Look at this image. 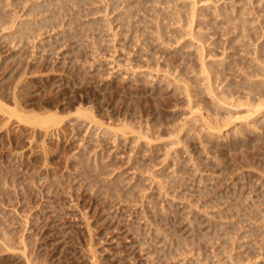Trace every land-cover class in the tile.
<instances>
[{
  "label": "rangeland",
  "instance_id": "obj_1",
  "mask_svg": "<svg viewBox=\"0 0 264 264\" xmlns=\"http://www.w3.org/2000/svg\"><path fill=\"white\" fill-rule=\"evenodd\" d=\"M19 1H17V0L11 1L10 0L9 3H10V5H12L13 8L10 6H9L10 7L9 8L8 4H7V9L5 11H7L9 14V11H8V9H9L11 13H12V11L14 13L15 6H16L17 2L19 4ZM23 1L25 2L27 0H23ZM31 1H33L36 4L41 3V0H39V1L37 0V2H36V0L35 1L29 0V1L25 2L27 4L24 3V6H23V4L21 5V3H20L17 6L16 10H19L18 11L19 13H21V10L22 11L24 10V11L21 13V15L17 14L18 12L15 11V14L13 15V17L19 16L22 18V20H19L16 17V20L18 19L16 23H19L21 21L23 22V19L25 21V19L27 18L25 14H27L28 11L24 8L29 9V7L31 5H34L33 2H31ZM82 1H80V2H82ZM84 1H85L84 3L79 2L80 6H78V8L81 7L79 10L77 9L76 6H75L76 9H75L74 5H72V6H70V9H68V10H70L71 13L68 12V10H67L65 12H67L68 14H66L65 12H64L65 15L62 14L63 19H65V20L67 19L66 23H63V24L61 23V25H63V27L60 28V26H61L60 25L58 27V29L57 28L55 29L56 31L53 30V32H52L53 34H51V32H50L51 30H49V29L47 32L45 31L46 33L43 35V37H45V38H42V39H44L46 41H50V39H48V36H49V38H50V36H52L53 38H51V41H53L54 36H56L55 37L56 41L59 38V39H61V43H60V40L57 41V43H55V40H54L53 43H55V44H52V42L51 43L49 42V44L53 45L52 46V45H49L48 42H46V41H45V44L43 43L44 41L43 42L39 41L38 39H40V38H38L37 40L31 39L30 44H29V41L26 40L27 43L25 45H24V43H25L24 41H22L21 43L17 41V43L19 45L15 42V44H16L15 46L19 50V51L17 50L20 53L19 54L15 51L16 49H13L12 47L10 49V46L8 43L4 44V41L2 43V40H0V44H1L0 51H1V55H3V57L1 56L2 58H0V60H1L0 61V69H1V71H0V86L6 88L8 83L12 82L11 77L16 76L18 71L21 69V63L23 62L25 65L28 64L27 65L28 71H29V68H32L30 72H32V73L34 72L33 75H35V77H34L31 73L30 75L32 77L29 76V74L27 76L28 81H29V78H32V80H35L34 81L35 83L33 82L34 86L30 89V91L32 90V93L30 92L31 93V95H30V99H31L30 101L31 102L33 101L34 103L51 104V105L55 104L60 110H62V109L65 110V111L62 110V116H66L68 112L70 113L71 111L76 110L75 108L77 106H80L79 104L81 103V101H84V104L86 106H88V107L94 106L93 108L96 111V113L98 114V118L101 119L102 121H104V125H102L103 128H106L108 125L117 126L118 123L120 122L119 121L120 117L122 118L121 120H124L126 118V119H129L128 121H130V122H132L133 118H135V120H140V118L144 119V120H146V119L148 120L150 118L149 119L150 123H151V125H153L152 129L154 127L157 129V126H160V128L158 127L159 130H156V129L155 130L159 131L160 133L162 132L161 134H163V135L155 134L153 140H157V142L155 141L156 144L152 141L153 143L148 145L146 142H144V141L142 142V140H140L138 142L139 143L138 144L137 141H132V139H134V137H133L134 135L131 136V134L130 135L128 134L127 137H130V139L129 138L126 139L122 136L121 137L124 140L121 137H119L121 139L118 138V140L113 139L112 136L106 135L103 133V132H105V129H102L101 126H99L100 127V130H99L98 126H96V125L89 126L90 124L88 125V123L87 124L85 123L84 126L80 129V131L72 128L73 129V132H72V129H70V128H71L72 124H74V123L71 122L70 124H68L69 126H67L66 128L61 127V128H58L57 130H54L53 133H50V135L51 134L54 135V132L56 131L55 135L54 136L52 135L53 137L50 135H44L45 138L43 139L44 140L43 141V140H41V138H43L42 137L43 131L42 130L39 131V129H37L36 131H33V130L29 129V127H28L29 124L27 125V123H26V125H27L26 126L22 122L18 123L19 121L17 122V120L15 119L12 122H10L12 127L14 126L13 129L11 128L9 123H8V126H4V125L0 124L1 126H3V127H0V129H1V132H0V187H2V188H0V226H2L0 228H3V226H4L3 230L6 232L3 235L4 231H2V229H0L1 230L0 233H2L1 235L5 236V237L7 234H9V235H7L9 237H6V238L8 239V241H10V242H8L7 239L3 238V236L2 237L0 236V241L1 240L3 241L4 239L7 241V242H4L5 244L1 241L3 244H0V246L2 245L1 246L2 248H0V264H28L27 261H30V259H32V261H30L29 264H33L35 262V260L38 258H39L38 259L39 261L36 262L38 264H40V262H41V264H44V263L45 264H52L51 262H53V264H206V263L207 264H222L223 262H224V264L225 263L228 264V261L230 258H233V261H235L234 258H237V256H239V257L243 256L244 258H245V256H248V257L250 256L249 259L247 257L246 260H244L243 257H240L239 262H242V259L245 261V262L243 261L241 264H264V239L261 236L264 234V184H263L264 178L261 177V175L264 176V172L262 170V168H264V165L261 162V160H263V162H264V158L260 157V156H262V154L264 156V151H263L264 150V148H263L264 147V140H263V143H261L262 142L261 140L264 138V136H263L264 134L262 135L263 137L260 136V138H259L257 136L258 134H255V133H256V131H257V133H260V131H261V134H262V132H263L262 128H261V130L260 129L255 130V128H253L255 125L254 124L253 126L250 127L252 129H250L249 126H246L247 124H244V121L243 122H242V120L240 121V117L245 118L249 115H252L253 118H259L263 115H259L258 113L252 114V112H248L247 111L248 107H246V106H241L239 108L233 107V106H231V102L228 101V104L225 105V109L222 110L221 112L224 113V115L226 117L228 116L229 121H231V124L234 125V123H235L233 130L236 132L234 133V131H232L233 125L230 124V126L229 125L226 126L225 127L226 130H229L226 133L228 134L230 132L229 135L227 136V134H226V136H224L222 138L215 137L210 141L207 140L206 143L208 144V147H209V148L207 147V150L210 151V152H207V150L203 149L207 145H204L206 143H203V145L201 144L202 139L200 140V138H199L200 135L197 132V131H200V127H199L200 125L199 124L201 122H199V121L197 123L195 121L193 122V124L195 123L196 127L199 128L198 129L195 127L198 130H195L194 126H192L193 127V130H192L191 129L192 127L190 126L192 124L187 122L190 120V113H189L190 112V103H188V105H187V102H189V100H187L189 98H187L188 96H186L187 92L184 91L185 93H183V92H180V90L177 89L178 90L177 91L175 89L176 88L175 86L182 85L183 84L182 82H184V84H185V81L181 82L182 79L185 80V77L183 78L182 77L183 75L180 76L179 74L182 73L181 71H183V69L184 70H185V68L187 69V66L190 63V61L192 62V65L194 67L199 68V65L204 63L203 59L206 63L211 62V64L208 63L209 67L215 66L217 63H219L217 65H221L220 63L223 64L224 61L226 64L227 62L229 63L232 60L233 57H231V56H233V54H231L230 56H229V54L237 52L235 47H238V44H235V42L232 44L233 39L236 36L237 32L234 28H230V25L222 24L223 23L222 16H217V14L214 15L213 11H216L214 9H216L217 7L223 6L224 3L227 6L235 5L236 7L240 8L241 6L244 5V2H239L240 0H226V1L225 0H215L216 2L218 1L217 3H215V1H213V0H210L207 2H205L203 0L202 2H200V4L198 5V9L199 8L200 9L197 12L198 16L195 18L193 29L195 28V33L199 32L198 34L203 33V34H206V36L208 35L207 39H206L207 41L205 43V47L207 49H210V51L207 50V52L205 53L206 49L202 52L201 47H198V46H201V43L197 40V37L195 39H193L191 37V35L188 34L191 30L190 25H187V24L184 25L183 22H182V24L181 23H170L168 21V18H166L164 20L166 15L162 16V11L168 12L172 16H174L178 12H184L185 8H182V6L187 5V4H188L187 6H189V3H191L190 6H193L192 2L195 0H162V1L159 0L160 4H157V8L155 7V9H156L155 11H157V12L159 11L158 14H156L157 12L154 11V3H155L154 0H153V2H154L153 5H152L151 0H148V1L147 0H141L143 4L139 3L140 0L139 1L137 0L138 3L141 4V5L138 4V6H140V10L141 9L142 10L137 14L136 19L135 18L132 19L133 22L131 21L130 25H133V26H131L130 29L128 28L129 24L128 25L126 24L127 27H126V25L121 26L122 25L121 19L117 20L118 17H116L119 12L124 11L122 8L123 5L120 8H118V10L117 9L113 10L112 9L113 6H112V4H110V3H112V1H109V0H95L94 4H91L92 0H87V1L84 0ZM133 1L135 2L136 0H133ZM155 1H157V0H155ZM4 2L6 4L7 0ZM11 2H12V4H11ZM28 2H29V4H28ZM93 2H94V0H93ZM128 2L129 1L127 0L126 3H128ZM253 2H254V0H247V6H246L247 8L245 11L247 13L245 16V17H247V19H251L253 17H256V15H257V14L255 15L254 12L256 10H258L259 8ZM2 4L5 8V4L4 3H2ZM82 4H83V6L87 5V8L83 7V10H82L84 12V14H82L83 17H81V15H80L81 9H82ZM25 5H28V6H25ZM72 7H74V9ZM149 7H151V12H152V7H153V12H155L154 14L152 12L151 16H152V14L155 17H156V15H160V16L158 18L156 17L157 19L154 18L153 16L149 17V18L146 17V20L150 21L151 19L154 18V20L159 22L164 29L166 27L165 25L168 24V27L165 30L167 31L169 28L170 33L168 34V37L174 41L171 40V42H170L169 38H167V36H165V35H164V37H161V38H163V40H165L164 42L162 39H159L160 38L159 36H158V39L156 40L157 35L155 36V34H156L157 30H155V28H156L155 23L156 22H154V20H151V22L153 21V23H154L153 25H155V28H153V30L155 31L154 36L156 38L153 37L152 32H154V31L150 30V33H152V37H153V38H151L152 42L149 41V42H147V46H144L141 43V41L144 42L143 40H145V38H147V37H144V39H143L142 35H140V36H142L143 40L141 39V41L139 42L137 38L138 37L140 38V36H139L140 31H138L139 33H137L138 34V37H136L137 40L134 38L133 33L136 32L135 29L137 30L136 24L139 23L138 22V23L134 24V22L138 21V19H143V18L145 19V17H143V18H141V17L146 16L147 14H148L147 16H150V14H149L150 12H148V10L150 9ZM209 7H211L212 9H210ZM208 8H209V10H208ZM254 8L256 10L253 12ZM84 9L85 10L88 9L89 11H90V9H94V11L96 10V12L93 13V10H91V14L89 15L90 12L87 11L89 13L85 14ZM204 10L206 11L207 15H206V13H204L205 12ZM72 12L73 13L76 12V13H74L75 15L73 14V16L76 17L77 13L79 14V16L74 18L72 16ZM133 12H134V10H133ZM189 12L191 13L192 10H189ZM203 13H204V16H203ZM49 14L51 15L50 11H49L48 15ZM10 15L12 16V14H10ZM45 15H47V14H45ZM67 15H68V18L66 17ZM85 15H86V17H85ZM70 16L72 17V19H75L74 21L73 20L72 21L73 22L76 21V22L70 23L68 25L69 22H67V21L71 20V19H69ZM77 18H81L82 22H80V19H77ZM82 18H84L83 20H85L84 21L85 23H83ZM99 19H100V21H98ZM28 20H29V16L26 19V21H28ZM90 20H91V22L92 21L100 22V24H102V26L104 24V26L102 27L100 25L101 30L99 28V31H98L96 28L97 31L95 29L93 31L92 29H90V26H89V23L91 24V22H88V24L86 22V21H90ZM63 22H64V20H63ZM92 23H94V22H92ZM140 23H142V22H140ZM140 23H139L140 27H143L144 25H142ZM9 24L12 27V24L11 23H9ZM83 24L84 25L86 24V26L89 27L88 29L94 32L93 34L95 36L92 34L91 31H89V35H85L86 32L88 34V31H87V29L86 30L84 29L85 26ZM255 24L259 27V23L256 22ZM74 25L75 26L77 25L79 30L82 31V33L78 30L77 27H75V28L78 31L74 28L72 29V27ZM92 25L94 27V24H92ZM183 25H184V28L182 27V29H183V32H185V33L182 35L180 33L181 31H179L181 29H179V28H181V26H183ZM7 26L9 27L8 24H7ZM7 26H5L4 29H6V28L8 29ZM70 26H72L71 27L72 30L69 29ZM0 27L2 28L3 26H0ZM11 27L9 29L10 31L9 30L7 31V29H6L5 32H4L3 28H2L3 31L0 28V33L3 32L4 35L6 34L8 36V34L11 32ZM81 28L84 29L85 31L81 30ZM13 29H14V27H12V30ZM64 29L68 30L70 33L72 32V35H70L69 32L64 30ZM177 29H179V30H177ZM63 30L66 32L62 34ZM73 30H74V33H73ZM177 31H179L180 36H179V33ZM58 32H59V34H58ZM3 33L0 34V35H2L0 37V39L2 37H4L5 40L8 41V39H6L7 38L6 35L3 36ZM54 33H55V35H54ZM78 33H79V35L76 36ZM47 34H48V36H46ZM65 34H66V36L64 37L63 35H65ZM68 34H69V36H68ZM91 34H92V36H90ZM177 34H178V36H177ZM58 35H59V37H58ZM74 35H75V38L77 39V40L76 39L75 40L78 43H76L75 40L72 39V37L74 38ZM169 35L174 36V37L172 38ZM61 37H63V38H61ZM77 37H79V38H77ZM65 39H67V40H65ZM95 39H99V41H98L99 44L96 43L97 45L96 44L94 45V42L96 41ZM166 39H168L169 42H167ZM63 40H65V41H63ZM78 40H80V41H78ZM32 41H35L37 44L39 43L38 46L34 45V47H32L33 44H36V43H33ZM31 42H32V44H31ZM21 44L24 46V49H23V46ZM42 44L43 45L47 44L49 46L50 50L48 48H46L47 50H45V51H47L46 52L47 54H45V52H43V55H41ZM152 44H153V46H152ZM13 45H14V43L11 46H13ZM248 45L249 46H247V49L249 51L250 50L252 51L254 49L253 47H255L252 44H248ZM15 46H14V48H15ZM36 46H37V51L35 49ZM60 46H61V48H59ZM19 47L23 50L21 51ZM29 47H30V51H29L30 55H28V52H27V49H29ZM229 47H231V48H229ZM232 47H233V50H232ZM31 48L32 49L34 48L33 51H31ZM38 48L39 49L41 48L40 51H38ZM52 48H53V50H56V51H54V53L50 52V51H53ZM57 48H59V49H57ZM153 48H156V50ZM180 49H181L180 53H177V51L179 52ZM226 49H227V51H226ZM234 49H235V51H234ZM34 50H35V52H34ZM48 50H49V52H48ZM153 50H155V51H153ZM73 51H75V52H73ZM77 51H78V53H77ZM251 51L249 53L247 51L242 52V54L244 53L243 54L244 56L241 54V55H239V58H243L245 60H248L247 57H249V59H251L252 54H253ZM37 52H38L37 57H38V55L39 56L41 55L43 58L42 57L36 58L34 53H37ZM32 53L34 54V56L37 60L40 59L39 60L40 62L37 60H34L35 58H34V56H32ZM195 53H197V55H194ZM227 53H229V54H227ZM247 53L251 54V56L250 55L246 56L245 54H247ZM11 54H13V55H11ZM15 54H17V55L15 56ZM166 54H167V57H169V58H167V60L165 58ZM182 54H184V55L188 54L187 55L188 57L183 55V57H184L183 58ZM168 55H170V56H168ZM179 55H180V57H179ZM226 55H228L230 58H228V56H226ZM11 56L12 57L15 56V57H13V59H12ZM205 56L207 57L206 59H205ZM24 57L25 58L27 57V58L25 59ZM44 57H46V58H44ZM180 58L182 60L183 59L184 60L180 61ZM201 58H203L202 59L203 63L200 61ZM234 58L233 59L236 60L238 58V55ZM253 58H254V56H253ZM19 59H21V60L19 61ZM30 59L32 60V62ZM44 59H45V61H44ZM185 59H186V61H185ZM225 59H227L228 61ZM27 60H29L30 62H28ZM148 60H150L151 63ZM18 61H19V63H18ZM71 61L72 62L74 61L73 65H72ZM163 61H165V62H163ZM171 61L173 63L174 62H176V63H174V64L172 63V65H171ZM177 61L179 62L178 65H177V63H178ZM193 61H195V62H193ZM220 61H222V62H220ZM35 62L36 63L38 62V63L36 64ZM43 62H44V65H43ZM168 62L170 65L168 64ZM182 62H184V63H182ZM196 62H198V63L200 62V64H198ZM212 62H214V63L216 62L215 65H213L214 63H212ZM4 63H5V65H4ZM16 63L20 64V65H17ZM180 64H182V65H180ZM183 64L185 66H183ZM15 65H17V66H15ZM167 66L169 67L168 68L169 70L166 69ZM175 66H176V68H178L179 73L176 72L177 69L175 68ZM53 67H54V70H53ZM82 67H84L85 69L84 68L81 69ZM170 67H171V69H170ZM191 67L192 66L190 63V65L188 67L189 69H187L188 71L187 70H185V71L187 73V76L189 74H191L190 77H192V75H193V78H194L195 75L198 73H197V71L195 72L194 70L190 69ZM13 68L14 69L17 68V69L14 70ZM175 69H176V71H175ZM180 69H181V71H179ZM170 70H172L173 73H171ZM43 71H45V72H43ZM168 71H170L171 74ZM185 71H184V73H185ZM191 71H193L195 75L193 74V72L191 73ZM37 72H38V75L41 72H43V73L39 75L40 77L38 75H37L38 76L37 77L36 76ZM166 72L170 74L169 75L170 77L167 76L168 74ZM175 72H176V74H178V79L175 78L176 77V74H174ZM200 72H202V71H200ZM77 73H79V74H77ZM81 74H82V78L79 80V76H81ZM204 75H205V73H204ZM144 76L145 77L147 76V77L145 78ZM179 76H180V78H179ZM135 77L138 79V82L135 81V80H137ZM142 77H144V78H142ZM167 77H169L171 80ZM196 77L201 78V77H203V75H201V73H200V75H196ZM77 78H78V80H77ZM82 79H83V81L81 83L80 81ZM129 79L131 82L128 81ZM168 79H169V82H168ZM175 79H176V81L181 79L180 82L178 81L179 84L175 83L176 82ZM40 81H41V83H40ZM165 82L166 83L168 82L169 87L168 86L164 87L166 85ZM183 85L181 86L180 89H183ZM4 88L2 90H4ZM221 89H222V86H220V89H218V90L220 91ZM183 90H181V91H183ZM155 91H156V94H155ZM157 91H159V92H157ZM174 91H177V92H174ZM118 92H119V95H118ZM134 92L136 95L134 94ZM171 92H174V94ZM178 92H179V94H178ZM28 93H29V90L24 92L23 101L26 105L25 109L29 110V94ZM206 93H203L204 95L202 94V98H204V99L200 98L201 96L198 98L195 97V99H199V98L202 99V102H204V104H210V100H212L211 105H212V107H214L215 104H217V100H216V103L214 102V104H213L214 98L211 97L210 94H209L210 96L207 94L209 96L208 97L206 95ZM187 95H188V93H187ZM129 96H130V98H129ZM207 98H208V100L209 99L210 100L208 101ZM211 98H213V99H211ZM99 107H101V109ZM110 109H111V111H110ZM186 109H187V112H185ZM121 111H122V113H121ZM69 113H68V115H69ZM127 113H128V116H127ZM141 113H142V115H140ZM186 113H188V114L186 115ZM185 117H187V118L185 119ZM237 117H239V120H237ZM155 118H156V121H155ZM174 118H175V121L178 122V123H176V122L175 123L178 125L180 124L179 121L181 122V124L183 123L184 126L186 123H187V125L190 124L187 127H188V129L191 130V132L193 131L191 133V136L189 138H187V141H185L187 143H184V145L183 144H173L174 146H172V144L170 145L169 140H167V138L169 139L170 136L167 135L165 132L163 133V131H167V129L169 130L171 127H172L171 129H174L173 127L175 126V129H177V128H180L181 126H183L181 124H180L181 126L179 125L180 127L177 125L173 126L172 124H174V123H172L171 120H174ZM0 119L4 120L2 114H0ZM67 119H68V117H67ZM187 119H189V120H187ZM3 120H0V122L2 123ZM14 121H16L15 125L12 124V123H14ZM237 121H238V123H237L238 127L236 125ZM107 122H108V125H107ZM158 122H160V123H158ZM132 123H135L137 126L136 122H132ZM167 123H168V125L170 124L169 125L170 128L168 127ZM105 124L107 126H105ZM161 124H162V126H161ZM19 126H20V128H19ZM6 127H8V128H6ZM26 127L29 130H31L30 134H29V130ZM87 127L89 128L88 132H91V133L86 132ZM90 127H92V129ZM165 127H167V129ZM241 127L243 130L246 129L245 131L249 135V136L247 135L246 137H249V138H246L244 136L246 134H242L244 131L243 132L241 131L242 133H240V132L237 133ZM5 128L7 130L9 128L10 129L7 131ZM15 128H17L18 130L17 129L15 130ZM25 128L28 130L26 133H28L29 135L25 133V131H26ZM60 129L61 130L63 129V131H60ZM101 129L103 130V132ZM97 130L102 132V133L98 132ZM155 130L153 132H156ZM226 130H224V131H226ZM252 130L253 131L255 130V132L253 133ZM5 131L7 133L9 132L8 135ZM194 131H196V132H194ZM10 132H12V134ZM14 132H18V133H14ZM33 132L34 133L36 132V133L34 134ZM66 132H67V134H66ZM83 133L86 135L84 136ZM96 133H98V134L100 133V134L99 135L97 134L98 136H95ZM195 133H196V136H194L192 138V136L195 135ZM251 133H253V134L250 135ZM87 134H88V136H87ZM164 134L167 135L168 137H164ZM16 135L18 138L15 137ZM30 135L35 136V138H37V141L35 138H33V140H34L33 141L32 140L33 136L31 137ZM73 135L75 136V138H73L74 137ZM92 135L95 137H93ZM105 135H106L107 139L105 138ZM197 135H199V136H197ZM236 135H238V136H236ZM28 136H30V138H31V139L29 138L30 141H33L34 143L33 142L31 143L27 139ZM46 136H47V138H46ZM57 136L60 137V138L58 137L59 140L56 138ZM235 136H236V139H235ZM250 136H252L253 139ZM97 137H98V139H96ZM102 137H104V139ZM131 137H133V138H131ZM163 137L165 138V140H167L166 142L162 139ZM261 137H262V139H261ZM8 138H11V139H9V141H8ZM66 138H67V140H66ZM76 138H78V140ZM80 138H82V139H80ZM92 138H94V139H92ZM158 138H159V141H158ZM190 138H191V140H195V141L191 142ZM238 138H240L241 141ZM250 138L252 139L251 141L253 142L254 145H255V143L258 144V142H259L258 139L261 141V142H259L260 144H258L259 148L257 147V149H260L259 151L256 149V145L254 148L251 147L253 150L251 148H249V146H254L251 144ZM83 139H85V140H83ZM102 139H103V141L105 140L104 141L105 143L104 142L102 143ZM244 139L246 141H248V139H249L250 142L245 143ZM10 140H12V141H10ZM108 140H109V143H108ZM113 140H114V142H113ZM253 140L254 141L256 140L257 142L256 141L254 142ZM35 141H36V143H35ZM95 141L98 142L99 144L100 143L101 144L99 145L97 143L95 145ZM127 141H129V142L131 141L130 146H129V142H127ZM29 142L32 144V147H34V148L31 147V144L29 146ZM40 142H43V143L45 142L44 144L45 145L47 144L48 147H49V145L50 146L52 145V146L49 148L47 146H44V148L46 147L47 150H43L44 149L43 148L42 149L43 152H42ZM57 142L59 144H57ZM89 142H91V143H89ZM92 142H93V144H92ZM132 142H133V145H132ZM241 142L245 143V144H243L244 146L242 145ZM83 143H85V145ZM87 143H89V146ZM113 143H115V144H113ZM118 143H120V144H118ZM140 143H142L144 148L142 147V145H140ZM143 143L146 144V149H145V145ZM161 143H163V144H161ZM9 144L11 147L9 146ZM78 144H81V146L83 145L84 148L86 147V150L84 148H82L83 146L82 147L78 146ZM134 144L135 145L137 144L136 147ZM159 144H160V146H159ZM186 144H188V145H186ZM262 144H263V146L261 147L260 145H262ZM36 145H38V146L40 145V146L38 147ZM116 145H117V147H115ZM150 145H151V148H150ZM167 145H169L173 149L168 147ZM56 146L58 148H56ZM118 146H120L121 149ZM124 146H126V147H124ZM152 146H154V147H152ZM175 146L179 147V148H177V150H176ZM189 146H191V147H189ZM240 146L241 147L243 146V147L241 148ZM37 147L40 149V150L38 149V151L40 153L38 151H36ZM98 147L101 151L104 150L106 152L104 153V151L103 152L98 151L99 150ZM132 147L135 148L136 151H134V149L132 150ZM147 147L149 148L148 150H147ZM29 148H32V149H29ZM10 149H11V151H10ZM53 149H54V151H53ZM143 149H145L147 151L143 152L144 151ZM233 149L236 151H234ZM12 150H13V152H12ZM128 150L131 152H129ZM189 150L192 151V153ZM246 150H248L250 152H247ZM31 151H33V152L31 153ZM47 151H49L50 153H48ZM74 151L76 152L77 156L74 154L75 153ZM92 151L95 153H93ZM256 151H257V153H256ZM77 152L80 155H82V154L86 155V153H87V157L89 160H84L81 162V160H80L81 156L78 155ZM180 152H181V154H180ZM260 152H262V153H260ZM47 153H48V155H47ZM71 153H72V155H71ZM96 153H97V155H95ZM109 153H111V154H109ZM136 153L138 155H135ZM170 153H173V154H170ZM43 154L46 155V157L47 156L49 157V158L47 157L48 159H46V158L45 159L47 161V164H48V162H51V163H49V165L52 164V166L50 165L49 167H52V168H49L48 166H46L44 168V166H45L44 164H46V162L45 163L43 162V159H44ZM93 154L95 156L100 155L99 158L97 157L99 160H101L100 164L98 162L99 160H96L97 158ZM112 154L114 157L111 156ZM175 154H176V157H174ZM177 154H178V157H177ZM29 155H30V157H29ZM101 155L104 156L105 160L104 159L102 160ZM168 155H169V157H168ZM170 155H172V156H170ZM191 155H193L194 157ZM73 156H75V157H73ZM89 156L91 157V159ZM105 156L110 160L106 159ZM139 156L142 159H140ZM219 156H220V158H219ZM170 157L171 158L173 157V159H170ZM215 157H217L221 161H219L218 159H215ZM9 158L11 161L9 160ZM94 158H96V159H94ZM174 158L175 159L178 158V159H176V161H174ZM189 158H190V160H189ZM207 158H210V159H207ZM239 158H241L242 160ZM93 160H96V161H93ZM135 160L137 161V163L135 162ZM140 160H142V162H139ZM191 160H192V162H191ZM202 160H203V162H202ZM209 160H210V162H208ZM235 160H237V161L235 162ZM243 160L246 161V163L248 165ZM89 161L91 162V164ZM104 161L105 162L107 161V162L105 163ZM254 161L257 163L256 167H255L256 163ZM77 162L80 163L81 165L80 164L78 165ZM108 162H110V164H108L109 166L107 165ZM133 162H135L136 165ZM175 162H177V164H175ZM242 162H244V164ZM73 163H75V164H73ZM139 163L142 164V166H141L142 169H139L140 168L139 166L141 165V164L139 165ZM249 163H250V165H249ZM258 163H262V164H260L258 166ZM14 164H15V166H14ZM98 164L100 166L103 165V166H101L102 168ZM111 164H113V165L111 166ZM174 164H175V166H174ZM196 164H198V165H196ZM238 164H240V165L238 166ZM41 165H44V166L42 167ZM74 165H76L77 167ZM96 165H98V166H96ZM137 165H139V166H137ZM261 165H263V167H261ZM72 166H74V167H72ZM195 166H196V168H195ZM241 166L242 167L244 166V168L249 166L245 169L243 168L244 171L248 172L247 175L244 174L246 172H244V171L241 172L242 171V169H240V168H242ZM91 167H92V170H91ZM104 167H105V169H104ZM235 167H236V169H239V170H236V169L233 170ZM250 167L260 169V170L254 169L255 172L258 171V172H256L257 175L261 172V170L263 173L262 174L260 173L259 174L260 176L257 177V175H255V172L253 171V168L251 169ZM258 167H260V168H258ZM74 168L79 169V170H76ZM96 168L100 169L101 171L97 170ZM30 170H31V172H30ZM75 170H76V173L74 172ZM105 170H106L107 174L105 173ZM176 170L179 172L176 174L182 175V176L180 175L182 179H180L178 181H175V179L172 178L174 176L179 177L176 174L174 176H172ZM250 170H251V172H250ZM32 171H34V172H32ZM36 171H37V173H36ZM47 171H48V173H47ZM84 171H85V173H84ZM80 172H82V174ZM87 172H89V173H87ZM94 172L96 174H94ZM97 172H99V174H97ZM108 173H110V174H108ZM60 174H61V178L63 180H61ZM11 175H13V176H11ZM37 175H39V176H37ZM101 175H103L102 178H101ZM105 175L106 176L110 175V177L108 176L105 178ZM119 175H120V177H118ZM6 176H8V177H6ZM57 176H59V177H57ZM42 177H44V178H42ZM46 177H47V179H46ZM65 177H66V180H65ZM87 177H89V180L91 182H94V183L90 184L91 182L90 181H89L90 183L88 182ZM56 178H58V179H56ZM121 178L124 179L125 182ZM257 178H260V179L258 180ZM44 179H45V181H44ZM169 179H171V180L169 181ZM172 179H174V181ZM261 179L263 180V182L260 181ZM102 180H104L105 182ZM116 180H119L118 183H116L117 182ZM203 180H204V182H203ZM16 181H18V183ZM36 181L37 182L41 181V183L38 182L39 183L38 184ZM112 181H113V183L115 182L113 185H115V186L117 185L116 187L119 189V191H118V189H116V187L115 188L113 187ZM160 181H163V182H160ZM233 181H235L236 183ZM14 182H16V184ZM43 182H45L44 186H43ZM122 182L125 183V186H122V185H124V183H122ZM171 182L173 184H171ZM179 183L181 185L182 184L183 185L181 186ZM233 183H234V185H233ZM136 184H139V185L137 186ZM235 184H237V187L235 186ZM260 184H263V190H262V186ZM49 185H52V186L50 187ZM79 185H80V187H79ZM96 185H98L99 189ZM133 185H134V188H136V190L139 189V191H134L135 189L134 188H133L134 190L132 189ZM176 185H180V187L179 186L176 187ZM91 186L93 188L96 187L97 189L92 190L93 188ZM259 186L261 188H259ZM45 187H46V189H44ZM89 187L91 188V190L88 189ZM175 188H177V189H175ZM205 188H208V189L205 190ZM199 189H200V192H199ZM40 190H42V192ZM88 190H90V191H88ZM230 190H232V192ZM105 191H106V193H105ZM120 191L122 193H120ZM126 191H128V192H126ZM129 191L130 192L132 191L134 193H139L140 196L136 194L138 197L137 198L135 194H132L131 197H133V198H131L130 197L131 193ZM226 191H228V192H226ZM107 192L110 193V196H108L109 194H107ZM117 192H119L120 195ZM209 192H210V194H209ZM102 193H103V195H102ZM112 193H115V194H112ZM207 193L209 196H207ZM211 193H213V194H211ZM229 193L232 195V197L238 196L237 198H239L240 201L242 200L241 201L242 206L240 207V205H241V203H240V204H238L239 205L238 207H240L241 209L243 208V209L241 210L239 208L240 211L237 212L236 211V210H238L237 209L238 207H237L236 210H234V212H233V215H234L233 218H231L232 212L231 213H229V212L225 213V214H227V217L223 216V213L226 212V211H224V209L226 210V208L228 207L227 210L230 208V211H232L231 209L232 208L234 209V207L231 203L234 204L237 200L235 197H233V198L230 197L231 195ZM116 194L118 196H116ZM198 194H203V195H198ZM204 194H205V196H204ZM215 194L217 197H218L217 194H220L219 196L222 195L224 197V200H222V201H224L227 204V206L225 205L224 202H222L220 200L221 198L220 199H219V197L216 198ZM225 194H228L229 196L225 195ZM233 194H235V195H233ZM238 194H240V196ZM126 195H129V196H126ZM133 195H135L136 198ZM142 195H143V197L141 198ZM111 196H112V198H111ZM120 196H122V197H120ZM184 196L186 197V199H188L189 202H197L196 204L199 207L193 203H191V204L197 206L198 209H195L194 208L195 206H193V205H192L193 206L192 207L191 204L189 205L188 204L189 202L186 201ZM199 196H201V199L199 198ZM226 196H228L229 200H225V198H227ZM114 197H116V198H114ZM223 197H222V199H223ZM183 198L185 199V201H183L184 200ZM197 198H199V200ZM209 198H212L211 200H214L216 198L215 201H216L217 207L215 206L216 204H214L215 202H213V201H212L213 205L211 206L212 208L206 207L208 202L211 201ZM133 199H135V200H133ZM218 199H219V202L217 201ZM233 199L235 202L232 201ZM193 200H195V201H193ZM198 201H200V203H202L203 206ZM227 201H229V202H227ZM203 202L206 205H204ZM212 202H210V203L212 204ZM253 202H257V203L260 202L261 204L260 203H259L260 205L257 204V205H259V207L258 206L254 207L255 208V210H254L253 207L251 206V204ZM222 203H224V205ZM237 203H239V201ZM218 204H220L221 206ZM229 204H231L232 206L231 205L229 206ZM184 205L186 206V208L184 207ZM213 206H215V207H213ZM141 207H143L145 213H147L146 216H148V218L151 219V220H149V219L148 220L151 222H149L147 220V218H144L146 216H144L145 213H144L143 209H141ZM188 207L193 208V209L190 208L192 212L190 211V209L188 210ZM245 207H246V212L244 211ZM248 207L253 209L252 212L248 211L250 209ZM141 212H143L144 215H142ZM244 214L246 216H244ZM222 216H223V218H222ZM154 218L157 220V222L154 220ZM194 218H196V219H194ZM145 219L149 223H147L145 221ZM190 220H191V222L193 221L192 224H191ZM238 221H240V223H238ZM88 223L90 224L91 229L88 228ZM151 223H154V224H151ZM237 223L240 224V229H238L236 227L238 230H236V228L234 227ZM156 224H157V227L160 225L161 229H160V226L157 228ZM225 224L230 225V227L228 226L230 229H228V227ZM232 224L234 226H232ZM219 226H223V228L217 229ZM231 226L233 228H235L234 231H236V232L231 230V229H233V228H231ZM237 226H239V225H237ZM5 227H6V229H5ZM225 227H226V229H228L227 232L229 231V233H230V230L232 231V233H233L231 235L232 238L238 237V238H236L238 240L235 243H233V244H235L234 246H232L233 248H228L229 250H231V256L232 257H230V258L228 257L230 255V251H229V254L228 253L224 254V252H223L224 248L221 250L222 252L221 251L216 252V254L219 253L218 255H220V256H221V253H223L224 257L228 254V256L226 257V258H229V259H227L228 260L227 262H225L226 260L225 261L223 260L222 256L216 257V254H215V251L221 247L220 243H223V238L221 237L222 235H220V234L224 233L226 236V232L223 231ZM155 228L160 229V231L164 228L165 229L162 230L163 232L159 233L158 232L159 230H157ZM88 229L92 230L91 231L92 233H89L90 231H88ZM154 229L157 230L156 232H158L159 234H164L165 236L160 235V237H159V235L158 236L155 235L156 232L154 231ZM248 230H250V231L256 230V234H258L259 236L254 233L255 235H252L253 237L249 235L250 238L247 239L246 237L248 236V234H246V233L248 232ZM167 231L168 232L172 231L175 234L173 233L174 234L173 235V234H171L172 232L168 233ZM213 232H215V234H217V236L219 235L221 237L220 241H216V239H215V242H214V239L211 238L212 241H210V238L209 239L206 238L208 235H210V233H213ZM224 234H223V237H224ZM236 234H237V236H236ZM240 234H243V236H246V237H243L242 235L240 236ZM244 234H246V235H244ZM10 235H11V238H10ZM166 235L169 236L170 240H169L168 236H167L168 239L165 238L164 240H162L163 238H161V236L166 237ZM198 235H200V237L203 235V237L205 238L201 241H206V240L210 241V242L206 241L205 243L202 242V246L200 243L198 244V246L199 245L201 246V248L199 247L198 250L201 249V252L203 253V255L201 254V257H199V259L202 261L204 259L203 257L206 258L209 255L208 259H206V260L204 259L202 261L203 263L198 262L197 258H198V256H200V254L198 255L196 252L192 251V250L196 251V249H195V247L194 248L192 247L193 249L190 247V244H189L190 242L184 243V241H183V244L184 245L188 244L189 245L188 247H190L192 249L191 250L190 248H188V250L193 252V254L190 253L189 251L187 254H186L187 251H185V253L183 252L184 251L183 249L186 248V246L185 247L180 246L181 245L180 244L178 247H181V248L183 247L181 250L175 244L177 242L179 243V240L177 241L178 238L181 240H183L182 238H186L185 242H187V240H191V237L196 236V238H197ZM238 235L241 238L243 237L244 239L243 238L241 239ZM23 236H25V237H23ZM151 236H152V240L155 239L152 241V243H154L156 246L154 244L151 246V242H150ZM155 236H156V238H155ZM22 237L26 239V240L23 239V240H25V243L23 242L24 244H26L29 241L27 243L28 245H27L26 250L24 249L26 246L21 243ZM146 238H147V240H146ZM198 238H199V236H198ZM214 238H216V237H214ZM227 238L231 239L230 236L228 237V235H227ZM11 239L14 240L16 244H18L21 241L19 243L20 245L18 244L19 245L18 246L15 243L13 244L12 242H14V241H12ZM160 239L163 243L160 241ZM229 239H228V243H226V244H230ZM33 240H34V242H33ZM145 240L147 241V243L144 242L145 245H143L144 243L142 244L141 242L145 241ZM173 240H174L173 245L175 244L178 251L176 250V248L173 245L172 246L174 247V249L177 252H179V253L181 252V253H180V255L178 253L176 255V252H175V255H173L174 249L171 246L170 249L173 252V254H172L173 257L171 258V256H170L169 259H167L166 257L168 254L166 255V253H168L169 251L166 248L168 245L165 244V242L168 243V241H169L168 244H170V242L171 241L173 242ZM175 240H176V242H175ZM217 240H219V238ZM234 241H235V238H234ZM234 241H231V243ZM250 242L252 243L251 248H249V246H246V245H249L248 243H250ZM218 243L220 244L219 245L220 247L217 248ZM251 243H250V245H251ZM12 244L14 245V247ZM30 244H34L36 246V248H34L35 246L31 245L32 249H34L35 252L34 251L31 252L32 250H30L31 249ZM164 244L167 246H165ZM3 245H6V246H3ZM23 245L25 247H23ZM162 245H164V248L163 249L159 248ZM240 246H243V247H240ZM4 247L5 248L9 247L10 249L6 248L7 250H5ZM227 247H229V245ZM227 247L225 246V248H227ZM13 248H15V249H13ZM19 248L24 249L27 252L21 251V249H19ZM91 248H92V250L94 249L93 252H97V254L95 253L97 256L92 252ZM156 248H159L158 250L160 252H164L162 250H165V249L168 252H166V250H165V252L163 254H161V253L156 254V252L153 250ZM248 249L250 250L251 253L249 251H247ZM89 250L91 251L92 254H94L96 256V260L93 259L94 255L89 253L90 252ZM158 250H157V252H158ZM152 251H154L155 253L154 252L152 253ZM22 252L23 253L25 252V255H27L29 260L27 259V257L25 255L24 256L26 258L22 255L23 254ZM182 252L184 253V255H182L183 254ZM247 252H249V253L247 254ZM34 253H35V255L38 254V257L35 256ZM194 253L197 255H194ZM164 254H165V256H164ZM91 255L93 258H91ZM31 256H32V258H31ZM34 257L35 258L37 257V258L35 259ZM45 257H46V259H45ZM219 257L222 259H219ZM239 257L236 260H239ZM41 258H42V260H41ZM25 259H27V260L25 261ZM43 260H45V261L48 260V261L47 262L44 261V263H43L42 262ZM220 260H221V262H219ZM233 261H231V263H229V264H235L236 263ZM31 262H33V263H31ZM212 262H214V263H212Z\"/></svg>",
  "mask_w": 264,
  "mask_h": 264
},
{
  "label": "bare ground",
  "instance_id": "obj_2",
  "mask_svg": "<svg viewBox=\"0 0 264 264\" xmlns=\"http://www.w3.org/2000/svg\"><path fill=\"white\" fill-rule=\"evenodd\" d=\"M4 1H6V0H0V26H3L2 28H3V30H4V32L6 31V29H4L5 28V26H7V24L9 25V27H8V29H7V31L10 29V27H11V25L9 24V23H11L12 24V27H14V29L12 30V27H11V32L8 34V36L6 35V39H8V41L7 40H5V38L4 37H2L0 40H2V43H3V41H4V44L6 43H8L9 44V46H10V49H11V47L13 48V49H16L15 51L17 52V53H19L18 51V49L16 48V44H15V42L17 43V41L18 42H22V41H24L23 43H24V45L27 43V41L26 40H28L29 41V44H30V40L32 39V40H37L38 38H40V39H38L39 41H44L43 43L45 44V41L46 40H44V39H42V38H45V37H43V35L48 31V29L49 30H51L50 32H51V34H53L52 32H53V30L54 31H56L55 29L57 28L58 29V27L61 25V23L63 24V23H66V20L65 19H63V15H65V13L66 14H68L67 12H65V11H67L68 9H70V6H72V5H74V7L76 6L77 7V9L79 10L80 8H78V6H80V3H84L85 1L83 0H80V1H82V2H80L79 0H41V3H34L33 1H31V2H33V4L34 5H31L30 7H29V9L28 8H24V9H26L28 12H27V14H25L26 15V17L28 18V16H29V20L28 21H26V19H25V21H24V19H23V22L21 21V22H19V23H16L17 22V20L19 19V20H22V18L21 17H19V16H15V17H13V15L15 14V11H19V10H16L17 9V6L21 3V5L23 4V6H24V3L25 2H27V1H29V0H27V1H23V0H17V1H19V4H18V2H17V4H16V6H15V11H14V13H13V11H12V13L10 12V10L8 9V11H9V14H8V12L7 11H5L6 9H7V4H8V7L10 6V7H12V5H10V0L8 1L7 0V2H6V4H5V2ZM12 1V0H11ZM23 1V2H22ZM35 1V0H34ZM39 1V0H38ZM87 1V0H86ZM109 1H112V3H110V4H112V6H113V10L115 9H117L118 10V8H120L122 5H123V10L124 11H121V12H119L118 13V15L116 16V17H118V19L117 20H120L121 19V26H125L126 24L128 25L129 24V26H128V28L130 29V27L131 26H133V25H130L131 24V21L133 22V20L132 19H136L137 18V14L142 10H140V6H138V4L139 3H141V4H143L142 3V1L140 0H138L139 1V3H138V1L136 2H134L133 0L131 1V0H128L129 2L128 3H126L127 2V0H109ZM148 1V0H147ZM152 1V5H153V3H154V11L156 10L155 9V7L157 8V4H160V2H159V0H157V1H155L154 0V2H153V0H151ZM162 1V0H161ZM203 0H195V1H193L192 2V5L193 6H190V4L191 3H189V6H187V5H184V6H182V8H185V11L184 12H178L177 14H175L174 16H172L171 14H169L168 12H164V11H162V16L163 15H166V17L164 18V20L166 19V18H168V21L170 22V23H181L182 24V22L184 23V25H190V32L188 33V34H190L191 35V37L193 38V39H195L196 37H197V40L201 43V46H198V47H201V51L203 52L205 49V53L207 52V50L208 51H210V49H207L206 47H205V43H206V39H207V36H206V34H203V33H200V34H198L199 32H196L195 33V28L193 29V25H194V22H195V18L198 16L197 15V12L199 11V9H198V5L200 4V2H202ZM205 2H207V1H210V0H204ZM213 1H215V0H213ZM226 1V0H225ZM36 2H37V0H36ZM80 2V3H79ZM92 2H93V0H92ZM91 2V4H94L95 3V0H94V2L92 3ZM97 2V1H96ZM218 2V1H217ZM216 1H215V3H217ZM239 2H244V5L243 6H241L240 8H238V7H236L235 5H231V6H227L225 3L223 4V6H219V7H215L216 9H214V10H216V11H213V13H214V15L215 14H217V16H222V18H223V23L222 24H228V25H230V28H234L235 30H236V32H237V34H236V36L234 37V39H233V42H232V44L235 42V44H238V47H235L236 48V51L237 52H235V53H227V54H229V56L231 55V54H233V56H231V57H236L237 55H238V58H239V55H241L242 54V52H250L248 49H247V46H249L248 44H252V45H254L255 47H253L252 49V58L251 59H249V57H247V59L248 60H245V59H243V58H237L236 60H234L233 58H232V60L228 63L227 61V59H225V60H227L226 62V64H225V61L223 62V64L222 63H220L221 65H217V64H219V63H217L216 65H215V63L214 62H212V63H214L213 65H215V66H211V67H209L208 66V63L209 64H211V62H205L204 61V59L203 58H201V62H202V59H203V64H200V62L198 63V62H196V63H198V64H200L199 65V68H197V67H194L193 65H192V62L190 61V63H191V68L190 69H192V70H194L195 72L197 71V73L198 74H196V75H200V73H201V75H203V77H196V75L194 74V72L193 71H191V73L193 72V74L195 75V77L193 78V75H192V77H190V75L191 74H189L188 76H187V73H186V71L185 70H187V69H189L188 67H189V65H190V63L188 64V66H187V69L185 68V70L183 69V71H181V69L179 70V71H181L182 73H180L179 75L180 76H182L183 78L185 77V80H183L182 78V80L181 79H179L178 81L180 82V80H181V82L182 81H185V84H184V82H182L183 84V89H180L181 88V86L182 85H177V86H175L176 88V90L178 89V90H180V92H183V93H185V92H187L188 93V95H187V93H186V96H188L187 98H189V99H187V100H189V102H187V105H188V103H190V120L189 119H187V120H189V121H187V122H189L190 124H192V125H190V124H188V125H190L191 127L192 126H194V128L196 127V124L194 123L193 124V122L195 121L196 123L199 121V122H201L199 125V127H200V131H197L198 133H199V135H197V136H199V138H200V140L202 139V142H201V144L203 145V143H206V141L207 140H212L213 138H215V137H220V138H222V137H224V136H226V132H228L229 130H226V126H230V124H231V121H229V118H228V116L226 117L225 115H224V113H222L221 111L222 110H224L225 109V105H227L228 104V101L229 102H231V106H233V107H241V106H246V107H248V112H252V114H255V113H258L259 115H263V116H261V117H259V118H253L252 117V115H249V116H247V117H245V118H241L240 117V121L242 120V122L244 121V124H247L246 126H249V128L251 127V126H253L254 124V127L253 128H255V130H261V128H262V134H261V131H260V133H257V131H256V133L255 134H258L257 136L260 138V136H262L263 134H264V0H254V4H256L257 6H258V10H256L255 8L253 9V12H254V14L256 15V17H253V18H251V19H247V17H245L246 16V6H247V0H240ZM2 3H4L5 4V8H4V6H3V4ZM88 3V2H87ZM90 3V2H89ZM148 3V2H147ZM11 4H12V2H11ZM25 4H27V3H25ZM28 4H29V2H28ZM141 4H139V5H141ZM14 6V5H13ZM25 6H28V5H25ZM92 6V5H91ZM111 6V7H112ZM9 7V8H10ZM74 7H72L73 9H74ZM76 7H75V9H76ZM83 7H85V8H87V5L85 6H83V4H82V9H81V13H80V15H81V17H83L82 16V14H84V12L82 11L83 10ZM137 7V8H136ZM191 7V8H190ZM13 8V7H12ZM22 8V7H21ZM20 8V9H21ZM146 8V7H145ZM150 8V9H149ZM148 9V12H150L149 14H150V16H142L141 18H143V17H145V19L143 18V19H138V21H136V22H134V24L135 23H140V22H142V23H140V24H142V25H144L143 27H140V25H139V23L138 24H136L137 25V30L135 29V33H133V35H134V38L136 39V37H138V34L137 33H139L138 31H140V34H139V36L140 35H142L143 36V39H144V37H147V38H145V40H143L142 39V36H140V38L138 37L137 39H138V41L140 42L141 41V39L144 41V42H142L141 41V43L144 45V46H147V42H152L151 40V38H156V40L158 39V36L160 37L159 39H162L163 40V38H161V37H164V35L165 36H167V38H169L168 37V34L170 33V30H169V28H168V30L166 31L165 29L168 27V24H166L165 26V29L162 27V25L159 23V22H157V21H155L154 20V18H158L160 15H156V17L155 16H153V14L155 13V12H157V11H155V12H153V7H152V12H153V14H152V16L154 17L153 19H151V20H154V22H156L155 23V25H156V28H155V25H153L154 23H153V21L151 22V20L149 21V20H146V17H152L151 16V7H149ZM190 8V9H189ZM210 9H212L211 7H209ZM209 8H208V10H209ZM136 9V10H135ZM85 10V9H84ZM91 10H93V13L94 12H96V10L94 11V9H90V11L88 10V9H86L85 10V14L86 13H89V15L91 14ZM133 10H134V12H133ZM189 10H192V12L190 13L189 12ZM206 10V9H205ZM204 10V11H205ZM207 10V11H208ZM24 11V10H23ZM22 10H21V13L23 12ZM49 11H50V13H51V15L49 14L48 15V13H49ZM77 11V10H76ZM87 11H89V12H87ZM183 11V10H182ZM211 11V10H210ZM16 12V13H17ZM65 12V13H64ZM68 12H70V10H68ZM83 12V13H82ZM21 13H17V14H19V15H21ZM26 13V12H25ZM71 13V12H70ZM74 13H76V12H74ZM73 12H72V16H73V14H74ZM159 13V11L156 13V14H158ZM204 13H206V11L204 12ZM204 13H203V16H204ZM10 14H12V16L10 15ZM45 14H47V15H45ZM63 14V15H62ZM24 15V16H25ZM28 15V16H27ZM70 15V14H69ZM75 15V14H74ZM206 15H207V13H206ZM79 16V14L77 13L76 14V17H78ZM16 17L18 18L17 20H16ZM65 17V16H64ZM67 18H68V15L66 16ZM74 18H76L75 16H73ZM85 17H86V15H85ZM156 18V19H157ZM255 18V19H254ZM69 19H71L70 21L68 20L67 22H69L68 23V25L70 24V23H75V22H73L75 19H72V17L70 16V18ZM77 19H80V22H82L81 21V18H77ZM84 18H82V20H83ZM16 20V21H15ZM63 20H64V22H63ZM73 20V21H72ZM93 20V19H92ZM142 20V21H141ZM78 21V20H77ZM85 20H83V23H85L84 22ZM98 21H100V19L98 20ZM87 22V24H88V22H91V20L90 21H86ZM92 22H94V23H92ZM91 22V24L89 23V26H90V29H92L93 31H94V29L96 30V28H97V30L99 31V28H100V30H101V27H100V25L102 26V24H100V22H97V21H92ZM129 22V23H128ZM259 23V27L255 24V23ZM78 23V22H77ZM102 23V22H101ZM144 23V24H143ZM92 24H94V27H93V25ZM67 25V24H66ZM67 25V26H68ZM84 25V24H83ZM127 25H126V27H127ZM135 25V26H136ZM139 25V26H138ZM184 25L183 26H181V28H179V29H181V30H179V29H177V30H179V31H181L180 33L183 35L185 32H183V29H182V27L184 28ZM85 27H84V29L86 30L87 29V31H88V34H87V32L85 33V35H89V31H91V30H89L88 28V26H86V24L84 25ZM103 26H104V24H103ZM102 26V27H103ZM61 27H63V25H61L60 26V28ZM66 27V26H65ZM71 27L72 26H70V28L69 29H71ZM75 27H77L78 28V26L76 25H74L73 27H72V29L74 28V29H76ZM82 27V26H81ZM1 28V27H0ZM2 28H1V30H2ZM83 28V27H82ZM81 28V30H84V29H82ZM142 28V29H141ZM153 28H155V30H157L156 31V34H155V31L153 30ZM71 29V30H72ZM2 30V31H3ZM64 30H66V29H64ZM63 30V32H62V34L63 33H65L66 31H68V30H66V31H64ZM70 30V31H71ZM77 30V29H76ZM78 30H79V28H78ZM77 30V31H78ZM84 30V31H85ZM96 30V31H97ZM150 30H153L154 32H152L153 33V37H152V33H150ZM10 31V30H9ZM46 31V32H45ZM80 31V30H79ZM93 31H91L92 32V34L94 33ZM175 31V30H174ZM179 31H177L178 33H179ZM69 32V31H68ZM81 33H82V31H80ZM187 32V31H186ZM3 32H1L0 34H2ZM73 33H74V30H73ZM76 33V32H75ZM80 33V34H81ZM142 33V34H141ZM180 33H179V36H180ZM50 34V33H49ZM57 34V33H56ZM58 34H59V32H58ZM61 34V33H60ZM69 34L70 35H72V32L70 33L69 32ZM69 34H68V36H69ZM92 34L90 35V36H92ZM154 34H155V36H154ZM4 35V33H3V36H5ZM54 35H55V33H54ZM79 35V33L76 35V36H78ZM82 35V34H81ZM84 35V34H83ZM94 35V34H93ZM2 35H0V37H1ZM46 36H48V34L46 35ZM64 37L66 36V34L65 35H63ZM95 36V35H94ZM170 36V35H169ZM177 36H178V34H177ZM55 37L56 36H54V40H55V43H57V41H59L60 40V43H61V39H57V41H56V39H55ZM58 37H59V35H58ZM170 37H174V36H170ZM51 38H53L52 36H50V38H49V36H48V39H50V41H46V42H48V44H49V42L51 43L52 42V44H55V43H53V41H51ZM61 38H63V37H61ZM70 38V37H69ZM77 38H79V37H77ZM94 38V37H93ZM68 39V38H67ZM67 39H65V40H67ZM71 39V38H70ZM72 39H76L75 38V35H74V38L72 37ZM136 39V40H137ZM175 39V38H174ZM65 40H63V41H65ZM77 40V39H76ZM76 40H75V42H76ZM96 40V41H95ZM94 41V45L97 43V44H99V39H95ZM155 40V39H154ZM167 40V42H169L168 41V39H166ZM169 40H170V42H171V40L172 39H170L169 38ZM229 40V39H228ZM78 41H80V40H78ZM165 40H163V42H164ZM172 41H174V40H172ZM260 41V42H259ZM33 43H36L35 41H32ZM32 42H31V44H32ZM227 42V41H226ZM231 42V41H230ZM14 43V45L13 46H11L12 44ZM59 43V44H60ZM76 43H78V42H76ZM18 44V43H17ZM39 44V43H38ZM38 44L36 43V44H33V46L32 47H34V45H37L38 46ZM52 44H49V45H52ZM96 44V45H97ZM146 44V45H145ZM3 45V44H2ZM19 45V44H18ZM22 45V44H21ZM191 45V44H190ZM0 46H1V44H0ZM14 46H15V48H14ZM23 46V45H22ZM30 46V45H29ZM37 46H36V51H37ZM53 46V45H52ZM152 46H153V44H152ZM7 47V46H6ZM27 47V46H26ZM51 47V46H50ZM58 47V46H57ZM156 47V46H155ZM5 48V47H4ZM20 48V47H19ZM46 48H48L49 49V46L46 44V45H43L42 44V52H41V55H43V52H45V54H47L46 52L47 51H45V50H47ZM59 48H61V46L59 47ZM59 48H57V49H59ZM97 48V47H96ZM229 48H231V47H229ZM23 49H24V46H23ZM23 49H21L20 48V50L22 51ZM34 49V48H33ZM33 49L31 48V51H33ZM41 49V48H40ZM40 49L38 48V51H40ZM153 49H155L156 50V48H153ZM18 50V51H17ZM26 50V49H25ZM50 50V49H49ZM49 50H48V52H49ZM52 50H53V48H52ZM155 50H153V51H155ZM229 50V49H228ZM231 50V49H230ZM232 50H233V47H232ZM29 51H30V47H29V49H27V52H28V55H30L29 54ZM54 51H56V50H53V51H50V52H52V53H54ZM180 51H181V49L179 50V52L177 51V53H180ZM226 51H227V49H226ZM234 51H235V49H234ZM233 51V52H234ZM34 52H35V50H34ZM73 52H75V51H73ZM225 52V51H224ZM77 53H78V51H77ZM154 53V52H153ZM172 53V52H171ZM176 53V52H175ZM176 53V54H177ZM187 53V52H186ZM245 54L246 56L247 55H250L251 56V54ZM20 54V53H19ZM26 54V53H25ZM35 54V56H36V58H38V57H42L41 55L39 56L38 55V57H37V54H38V52L37 53H34ZM34 54L32 53V56H34ZM51 54V53H50ZM185 54V53H184ZM184 54H182V57H183V55ZM203 54V53H202ZM244 54V53H243ZM242 54V55H243ZM11 55H13V54H11ZM17 54H15V56H16ZM23 55V54H22ZM76 55V54H75ZM188 54H186V55H184V56H187ZM192 55V54H191ZM194 55H197V53H195ZM204 55V54H203ZM202 55V56H203ZM3 57V55H1V51H0V58H2ZM15 56H13V57H15ZM35 56H34V58H35ZM168 56H170V55H168ZM190 56V55H189ZM226 56H228V55H226ZM228 56V58H230ZM244 56V55H243ZM253 56H254V58H253ZM12 57V56H11ZM10 57V58H11ZM13 57H12V59H13ZM179 57H180V55H179ZM188 57V56H187ZM25 58V57H24ZM27 58V57H26ZM25 58V59H26ZM29 58V57H28ZM32 58V57H31ZM34 59V60H37V59ZM43 58V57H42ZM44 58H46V57H44ZM166 60H167V58H169V57H167V54H166ZM164 58V59H165ZM184 58V57H183ZM207 57L205 56V59H206ZM227 58V57H226ZM246 58V57H245ZM33 59V58H32ZM76 59V58H75ZM21 59H19V61H20ZM31 60V59H30ZM40 60V59H39ZM39 60H37V61H39ZM74 60V59H73ZM182 59L180 58V61H181ZM184 60V59H183ZM182 60V61H183ZM195 60V59H194ZM224 60V59H223ZM222 60V61H223ZM1 61V60H0ZM6 61V60H5ZM19 61H18V63H19ZM28 62H30L29 60H27ZM44 61H45V59H44ZM75 61V60H74ZM74 61L72 62L71 61V63H72V65H73V63H74ZM150 63H151V61L150 60H148ZM185 61H186V59H185ZM207 61V60H206ZM222 61H220V62H222ZM7 62V61H6ZM27 62V63H28ZM31 62H32V60H31ZM40 62V61H39ZM77 62V61H76ZM75 62V63H76ZM163 62H165V61H163ZM167 62V61H166ZM178 62V61H177ZM193 62H195V61H193ZM26 63V62H25ZM36 63V62H35ZM38 63V62H37ZM36 63V64H37ZM172 61H171V65H172ZM174 63H176V62H174ZM173 63V64H174ZM182 63H184V62H182ZM187 63V62H186ZM195 63V64H196ZM17 64V63H16ZM148 64V63H147ZM168 64H169V62H168ZM179 64V62L177 63V65ZM194 64V63H193ZM225 64V65H224ZM4 65H5V63H4ZM17 65H20V64H17ZM17 65H15V66H17ZM28 65V64H27ZM27 65H25L23 62L21 63V69L18 71V73L16 74V76H13V77H11V80H12V82H9L8 83V85H7V87L6 88H4V87H1L0 86V114H2V116H3V118H4V120L3 119H0V120H3L2 121V123L0 122V124H2V125H4V126H8V123L10 124V122H12L13 120H17V122L18 123H23V124H25L26 125V123H27V125L29 124V129H31V130H33V131H36L37 129H39V131L40 130H42L43 131V138H41V140H43L45 137H44V135H50V133H53V131L54 130H57L58 128H66L67 126H69L68 124H70L71 122L72 123H74V124H72V126H71V128L70 129H75V130H78V131H80V129L84 126V124L86 123H88V125L89 126H94V125H96V126H101L102 127V129H105V132H103V130H102V132L104 133V134H106V135H110V136H112L113 137V139H117L118 140V138L119 137H124V138H129L130 139V137H127V135L129 134H131V136L132 135H134L133 137H134V139H132V141H137V143L140 141V140H142V142L144 141V142H146L148 145L149 144H152L153 142L155 143V141L157 142V140H153V138H154V136H155V134H161L159 131H156V130H159L158 129V127L160 128V126H157V129L154 127L153 129L156 131V132H153L154 130L152 129V126L153 125H151V123H150V118L147 120H144V119H141L140 118V120H135V118H133L132 119V122H136L137 123V126H136V124L135 123H132V122H130V121H128L129 119H124V120H121L122 118L120 117V122L118 123V125L117 126H110V125H108V122H107V125L105 124V126H107L106 128H103V126L102 125H104V121H102L101 119H99L98 118V114L96 113V111L94 110V106H92V107H88V106H86L85 104H84V101H81V103L79 104L80 106H77L75 109L76 110H74V111H71L70 113H69V115H68V113H67V115L66 116H62V110H60L55 104L54 105H51V104H41V103H34L33 101L31 102L30 100V95H31V93H32V90L30 91V89L34 86V84H33V82L35 81V80H32V78H29V81H28V74H29V76H31L30 74L32 73V72H30L31 71V69L32 68H29V71L27 70ZM43 65H44V62H43ZM71 65V66H72ZM76 65V64H75ZM170 65V64H169ZM176 65V64H175ZM180 65H182V64H180ZM3 66V65H2ZM1 66V67H2ZM35 66V65H34ZM148 66V65H147ZM183 66H185L184 64H183ZM196 66V65H195ZM203 66V67H202ZM33 67V66H32ZM201 67V68H200ZM84 67H82L81 69H83ZM169 67L167 66V68L166 69H168ZM173 68V67H172ZM175 68H176V66H175ZM181 68V67H180ZM14 69V68H13ZM15 69H17V68H15ZM14 69V70H15ZM35 69V68H34ZM43 69V68H42ZM80 69V70H81ZM85 69V68H84ZM170 69H171V67H170ZM176 69H177V71H176ZM175 69V71L176 72H178V68H176ZM53 70H54V67H53ZM78 70V69H77ZM169 70V69H168ZM0 71H1V69H0ZM42 71V70H41ZM171 71V73H173V71L172 70H170ZM170 71H168L169 73H170ZM184 71H185V73H184ZM188 71V70H187ZM190 71V70H189ZM200 71H202V72H200ZM43 72H45V71H43ZM43 72H39L40 74H42ZM85 72V71H84ZM176 72L174 73V74H176ZM205 73V75H204V73ZM167 73V72H166ZM169 73H167L168 75L167 76H169L170 74ZM179 73V72H178ZM11 74V73H10ZM34 74V72L32 73V75ZM36 74V73H35ZM39 74V75H40ZM77 74H79V73H77ZM134 74V73H133ZM38 75V72H37V74H36V76ZM38 75V76H39ZM34 77H35V75H33ZM37 76V77H38ZM79 76V75H78ZM149 76V75H148ZM180 76H179V78H180ZM32 77V76H31ZM40 77V76H39ZM57 77V76H56ZM145 77V76H144ZM144 77H142V78H144ZM147 77V76H146ZM145 77V78H146ZM170 77V76H169ZM169 77H167V78H169ZM7 78V77H6ZM82 78V74H81V76H79V80ZM136 78V77H135ZM166 78V79H167ZM175 78H177L178 79V74H176V77ZM43 79V78H42ZM137 79V78H136ZM165 79V80H166ZM170 79V78H169ZM169 79H168V82H169ZM77 80H78V78H77ZM164 80V81H165ZM171 80V79H170ZM82 81H83V79L80 81L81 83H82ZM128 81H130V79L128 80ZM135 81H137L138 82V79L137 80H135ZM167 81V80H166ZM175 81H176V79H175ZM178 81H176L175 83L177 84H179V82ZM131 82V81H130ZM147 82V81H146ZM163 82V81H162ZM161 82V83H162ZM168 82L166 83L165 82V86L164 87H166V86H168ZM35 83V82H34ZM40 83H41V81H40ZM80 83V84H81ZM135 83V82H134ZM149 83V82H148ZM174 83V84H175ZM218 83V84H217ZM33 84V85H32ZM129 84V83H128ZM170 84V83H169ZM172 84V83H171ZM175 84V85H176ZM181 84V83H180ZM217 84V85H216ZM157 85V84H156ZM160 85V84H159ZM162 85V84H161ZM173 85V84H172ZM36 86V85H35ZM129 86V85H128ZM220 86H222V89L219 91L218 89H220ZM169 87V86H168ZM174 87V86H173ZM4 88V90H2ZM162 88V87H161ZM174 89V88H173ZM174 89V90H175ZM29 90V110L28 109H25V103H24V101H23V99H24V92L25 91H28ZM152 90V89H151ZM177 90V91H178ZM181 90H183V91H181ZM103 91V90H102ZM119 91V90H118ZM177 91H174V92H177ZM185 91V92H184ZM208 91V92H207ZM31 92V93H30ZM157 92H159V91H157ZM174 92H171V93H173L174 94ZM207 92V93H206ZM102 93V92H101ZM121 93V92H120ZM203 93H206V95L208 94H210L211 95V97H213V98H211V99H213V104H214V102L216 103V100H217V104H215V106L214 107H212V105H211V101L212 100H210V104H204V102H202V99H204V98H202V94ZM27 94V93H26ZM132 94V93H131ZM134 94H135V92H134ZM138 94V93H137ZM141 94V93H140ZM144 94V93H143ZM149 94V93H148ZM155 94H156V91H155ZM178 94H179V92H178ZM118 95H119V92H118ZM123 95V94H122ZM130 95V94H129ZM133 95V94H132ZM136 95V94H135ZM185 95V94H184ZM204 95V94H203ZM205 95V96H206ZM207 95V96H208ZM209 95V96H210ZM138 96V95H137ZM136 96V97H137ZM140 96V95H139ZM151 96V95H150ZM156 96V95H155ZM201 96V97H200ZM208 96V97H209ZM153 97V96H152ZM195 97H200V98H202V99H195ZM129 98H130V96H129ZM100 99V98H99ZM153 99V98H152ZM38 100V99H37ZM102 100V99H101ZM100 100V101H101ZM207 100H208V98H207ZM208 100V101H209ZM97 101V100H96ZM129 101V100H128ZM127 101V102H128ZM153 101V100H152ZM205 101V100H204ZM70 102V101H69ZM68 102V103H69ZM155 103V102H154ZM159 103V102H158ZM179 103V102H178ZM207 103V102H206ZM209 103V102H208ZM66 104V103H65ZM100 104V103H99ZM67 105V104H66ZM89 105V104H88ZM109 105V104H108ZM118 105V104H117ZM177 105V104H176ZM186 105V104H185ZM211 105V106H210ZM121 106V105H120ZM153 106V105H152ZM100 109H101V107H99ZM126 108V107H125ZM108 109V108H107ZM140 109V108H139ZM151 109V108H150ZM242 109V108H241ZM233 110V109H232ZM239 110V109H238ZM63 111H65V110H63ZM107 111V110H106ZM110 111H111V109H110ZM117 111V110H116ZM115 111V112H116ZM189 111V110H188ZM246 111V112H247ZM109 112V111H108ZM107 112V113H108ZM114 112V111H113ZM134 112V111H133ZM132 112V113H133ZM185 112H187V109H186V111ZM224 112V111H223ZM233 112V111H232ZM241 112V111H240ZM110 113V112H109ZM119 113V112H118ZM121 113H122V111H121ZM129 113V112H128ZM128 113H127V116H128ZM162 113V112H161ZM237 113V112H236ZM242 113V112H241ZM188 113H186V115H187ZM64 115V114H63ZM119 115V114H118ZM140 115H142V113L140 114ZM258 115V116H259ZM71 116V117H70ZM100 116V115H99ZM126 116V117H127ZM150 116V115H149ZM240 116V115H239ZM244 116V115H243ZM67 117H68V119H67ZM70 117V118H69ZM119 117V116H118ZM166 117V116H165ZM255 117V116H254ZM2 118V117H1ZM101 118V117H100ZM128 118V117H127ZM144 118V117H143ZM187 117H185V119H186ZM253 118V119H252ZM116 119V118H115ZM119 119V118H118ZM184 119V120H185ZM237 120H239V117H237ZM155 121H156V118H155ZM154 121V122H155ZM164 121V120H163ZM168 121V120H167ZM170 121V120H169ZM172 121V123H174V124H172L173 126L174 125H177V126H179L180 124H181V122L179 121V125L178 124H176V123H178L177 121H175V118H174V120H171ZM192 123H191V122ZM257 121V122H256ZM110 122V121H109ZM117 122V121H116ZM153 122V123H154ZM176 122V123H175ZM183 122V121H182ZM186 122V121H185ZM158 123H160V122H158ZM237 123H238V121L236 122V125H237ZM13 125H15L16 124V121H14V123H12ZM93 124V125H92ZM114 124V123H113ZM112 124V125H113ZM117 124V123H116ZM135 124V125H134ZM243 124V125H244ZM26 125V126H27ZM87 125V126H88ZM167 125H168V123H167ZM170 125V124H169ZM168 125V127L170 128V126ZM181 125H183V123L181 124ZM180 125V126H181ZM187 125V123L185 124V126L183 125V126H179L180 128H177V129H175V126L173 127L174 129H167V127H165L166 129H167V131H163V133L165 132L167 135H169L170 137H169V139L167 138V140H169V142H170V145L172 144V146H174L173 144H183L184 145V143H187V142H185V141H187V138H189L190 136H191V133L193 132H191V130L190 129H188V126ZM231 125H233V124H231ZM234 125H235V123H234ZM234 125L232 126V131H234L233 130V127H234ZM242 125V126H243ZM10 126H11V128L13 129V127H12V125L10 124ZM88 126V127H89ZM161 126H162V124H161ZM241 126V125H240ZM245 126V127H246ZM0 127H3V126H1L0 125ZM18 127V126H17ZM25 127V126H24ZM87 127V129H86V132H88V128ZM190 127V128H191ZM237 127H238V125H237ZM236 127V128H237ZM6 128H8V127H6ZM5 128V129H6ZM19 128H20V126H19ZM27 128V127H26ZM25 128V133L29 130L28 128V130ZM91 129H92V127H90ZM95 128V127H94ZM162 128V127H161ZM196 128H198V127H196ZM195 128V130H198V129H196ZM248 128V127H247ZM3 129V128H2ZM10 129V128H9ZM8 129V130H9ZM17 128H15V130H16ZM73 129H72V132H73ZM164 129V128H163ZM192 130H193V127L191 128ZM226 130V131H224V130ZM228 129V128H227ZM230 129V128H229ZM235 129V128H234ZM242 127L240 128V130H238V132L237 133H242L243 131L245 132H243L242 134H246V135H244L245 137L248 135L247 134V132L245 131L246 129H242ZM250 129H252V128H250ZM7 130V129H6ZM7 130V131H8ZM18 130V129H17ZM31 130H29V134L31 133L30 131ZM99 130H100V127H99ZM165 130V129H164ZM255 130L253 131L252 130V132L254 133L255 132ZM13 131V130H12ZM59 131V130H58ZM57 131V132H58ZM60 131H63V129L61 130L60 129ZM67 131V130H66ZM91 131V130H90ZM95 131V130H94ZM98 131V130H97ZM96 131V132H97ZM161 131V130H160ZM242 131V132H241ZM0 132H1V129H0ZM6 132V131H5ZM98 132H100V131H98ZM102 132H100V133H102ZM194 132H196V131H194ZM236 131H234V133H235ZM7 133V132H6ZM5 133V134H6ZM9 133V132H8ZM8 133H7V135H8ZM11 134H12V132H10ZM14 133H18V132H14ZM34 133V132H33ZM36 133V132H35ZM34 133V134H35ZM55 133H56V131L54 132V135H55ZM69 133V132H68ZM88 133H91V132H88ZM99 133V134H100ZM230 133V132H229ZM229 133L227 134V136L229 135ZM253 133H251L250 135H252ZM23 134V133H22ZM26 134H28V133H26ZM28 134V135H29ZM66 134H67V132H66ZM70 134V133H69ZM72 134V133H71ZM78 134V133H77ZM84 134V133H83ZM98 133H96V135L95 136H98L97 135ZM53 134H51L50 136H52ZM53 135V136H54ZM86 134H84V136H85ZM103 135V134H102ZM106 135H105V138H106ZM161 135H163V134H161ZM167 135H165L164 134V137H168ZM241 135V134H240ZM21 136V135H20ZM26 136V135H25ZM31 136V135H30ZM30 136H28L27 137V139L30 141ZM33 136V135H32ZM31 136V137H32ZM40 136V135H39ZM52 136V137H53ZM74 136V135H73ZM72 136V137H73ZM80 136V135H79ZM83 136V137H84ZM87 136H88V134H87ZM86 136V137H87ZM93 136V135H92ZM95 136H93V137H95ZM194 136H196V133H195V135H193L192 136V138L194 137ZM236 136H238V135H236ZM236 136H235V139H236ZM243 136V135H242ZM241 136V137H242ZM249 136V135H248ZM264 136V135H263ZM262 136V137H263ZM6 137V136H5ZM9 137V136H8ZM15 137H17V135L15 136ZM58 137L59 136H57L56 138L58 139ZM78 137V136H77ZM121 137V138H122ZM133 137H131V138H133ZM157 137V136H156ZM162 138L165 142L167 141V140H165V138ZM251 138H252V136H250ZM256 137V136H255ZM262 137H261V139H262ZM18 138V137H17ZM30 138V139H29ZM33 138H35V136H33L32 137V140H33ZM46 138H47V136H46ZM60 138V137H59ZM73 138H75V136L73 137ZM72 138V139H73ZM85 138V137H84ZM103 139H104V137H102ZM109 138V137H108ZM121 138H119V139H121ZM246 138H249V137H246ZM250 138V141L253 139H251ZM257 138V137H256ZM9 139H11V138H8V141H9ZM36 139V141H37V138H35ZM54 139V138H53ZM70 139V138H69ZM68 139V140H69ZM77 140H78V138H76ZM80 139H82V138H80ZM92 139H94V138H92ZM96 139H98V137L96 138ZM103 139H102V143L105 141H103ZM107 139V138H106ZM110 139V138H109ZM123 139V138H122ZM161 139V140H162ZM197 139V138H196ZM239 140H240V138H238ZM255 139V138H254ZM59 140V139H58ZM57 140V141H58ZM66 140H67V138H66ZM83 140H85V139H83ZM101 140V139H100ZM124 140V139H123ZM160 140V141H161ZM190 140H191V138H190ZM198 140V139H197ZM215 140V139H214ZM225 140V139H224ZM232 140V139H231ZM245 140V139H244ZM257 140V139H256ZM255 140V141H256ZM263 140H264V138L260 141L259 139H258V141L259 142H261V143H263ZM10 141H12V140H10ZM34 141V140H33ZM33 141H30L31 143L33 142ZM36 141H35V143H36ZM44 141V140H43ZM54 141V140H53ZM63 141V140H62ZM71 141V140H70ZM80 141V140H79ZM111 141V140H110ZM116 141V140H115ZM122 141V140H121ZM120 141V142H121ZM153 141V142H152ZM158 141H159V138H158ZM193 141H195V140H191V142H193ZM208 141V142H209ZM220 141V140H219ZM241 141V140H240ZM243 141V140H242ZM249 141V139H248V141H244L245 143L246 142H250ZM254 141V140H253ZM254 141V142H255ZM5 142V141H4ZM3 142V143H4ZM29 142V146H30V143ZM50 142V141H49ZM59 142V141H58ZM57 142V144H59ZM82 142V141H81ZM85 142V141H84ZM88 142V141H87ZM101 142V141H100ZM113 142H114V140H113ZM118 142V141H117ZM124 142V141H123ZM122 142V143H123ZM127 142H129V141H127ZM168 142V143H169ZM199 142V141H198ZM213 142V141H212ZM257 142V141H256ZM258 142V144H260ZM10 143V142H9ZM34 143V142H33ZM45 143V142H44ZM43 142H40V144H41V150L44 148V146H47L48 147V145L46 144H44ZM47 143V142H46ZM62 143V142H61ZM67 143V142H66ZM65 143V144H66ZM80 143V142H79ZM89 143H91V142H89ZM89 143H87L88 144V146H89ZM98 142H96L95 141V145L97 144ZM105 143V142H104ZM108 143H109V140H108ZM130 143H131V141L129 142V146H130ZM135 143V142H134ZM164 143V142H163ZM163 143H161V144H163ZM242 143V142H241ZM240 143V144H241ZM245 143H242V145L243 144H245ZM84 145H85V143H83ZM92 144H93V142H92ZM99 144V143H98ZM101 144V143H100ZM99 144V145H100ZM113 144H115V143H113ZM112 144V145H113ZM117 144V143H116ZM118 144H120V143H118ZM128 144V143H127ZM139 144V143H138ZM144 144V143H143ZM156 144V143H155ZM166 144V143H165ZM191 144V143H190ZM193 144V143H192ZM233 144V143H232ZM251 144L252 145H254L253 144V142L251 141ZM250 144V145H251ZM258 144H256L255 143V145H256V149H257V147L259 148V146H258ZM35 145V144H34ZM104 145V144H103ZM122 145V144H121ZM132 145H133V142H132ZM135 145V144H134ZM137 145V144H136ZM136 145H135V147H136ZM140 145H142V143H140ZM139 145V146H140ZM145 145V149H146V144H144ZM186 145H188V144H186ZM204 145H207V146H205V148H203L204 150H207V147H208V144L206 143V144H204ZM249 145V144H248ZM255 145L254 146H249V148H254L255 147ZM2 146V145H1ZM9 146H10V144H9ZM36 146H38V145H36ZM40 146V145H39ZM38 146V147H39ZM52 146V145H51ZM50 145H49V147H51ZM58 146V145H57ZM56 146V148H58ZM65 146V145H64ZM72 146V145H71ZM70 146V147H71ZM78 146H81V144H78ZM83 146V145H82ZM81 146V147H82ZM102 146V145H101ZM158 146V145H157ZM159 146H160V144H159ZM165 146V145H164ZM168 147H170L169 145H167ZM166 146V147H167ZM244 146V145H243ZM242 146V147H243ZM261 147L263 146V144L262 145H260ZM11 147V146H10ZM31 147H32V144H31ZM37 147V150L36 151H38V148ZM48 147V148H49ZM54 147V146H53ZM115 147H117V145L115 146ZM119 148H120V146H118ZM124 147H126V146H124ZM128 147V146H127ZM138 147V146H137ZM142 147H143V145H142ZM141 147V148H142ZM152 147H154V146H152ZM162 147V146H161ZM176 147V146H175ZM184 147V146H183ZM187 147V146H186ZM189 147H191V146H189ZM204 147V146H203ZM241 147V146H240ZM241 147V148H242ZM9 148V147H8ZM32 148H34V147H32ZM32 148H29V149H32ZM65 148V147H64ZM82 148H84V146L82 147ZM101 148V147H100ZM103 148V147H102ZM139 148V147H138ZM144 148V147H143ZM150 148H151V145H150ZM170 148H172V147H170ZM177 148H179V147H176V150H177ZM188 148V147H187ZM186 148V149H187ZM209 148V147H208ZM239 148V147H238ZM251 148V149H252ZM264 148V147H263ZM55 149V148H54ZM54 149H53V151H54ZM79 149V148H78ZM85 150H86V147L84 148ZM89 149V148H88ZM98 149H99V147H98ZM105 149V148H104ZM121 149V148H120ZM134 149V151H136L135 150V148H133L132 147V150ZM145 149H143L144 151L143 152H146L149 148L147 147V150H145ZM173 149V148H172ZM191 149V148H190ZM235 149V148H234ZM233 149V150H234ZM262 149V148H261ZM40 150V149H39ZM43 150H47L46 149V147L43 149ZM43 150H42V152H43ZM59 150V149H58ZM65 150V149H64ZM77 150V149H76ZM91 150V149H90ZM93 150V149H92ZM106 150V149H105ZM142 150V149H141ZM140 150V151H141ZM181 150V149H180ZM185 150V149H184ZM239 150V149H238ZM241 150V149H240ZM250 150V149H249ZM253 150V149H252ZM258 151L260 150V149H257ZM263 150V149H262ZM261 150V151H262ZM10 151H11V149H10ZM79 151V150H78ZM94 151V150H93ZM92 151V152H93ZM96 151V150H95ZM98 151H101L100 149L98 150ZM104 150H102L101 152H103ZM120 151V150H119ZM129 151V150H128ZM139 151V150H138ZM137 151V152H138ZM179 151V150H178ZM190 151V150H189ZM230 151V150H229ZM232 151V150H231ZM234 151H236V150H234ZM247 152H250V151H248V150H246ZM264 151V150H263ZM12 152H13V150H12ZM33 151H31V153H32ZM39 152V151H38ZM48 153H50L49 151H47ZM61 152V151H60ZM75 152V151H74ZM73 152V153H74ZM91 152V153H92ZM106 151H104V153H105ZM110 152V151H109ZM129 152H131V151H129ZM182 152V151H181ZM181 152H180V154H181ZM191 153H192V151H190ZM207 152H210V151H208L207 150ZM206 152V153H207ZM30 153V154H31ZM35 153V152H34ZM40 153V152H39ZM48 153H47V155H48ZM86 153V152H85ZM93 153H95V152H93ZM98 153V152H97ZM97 153L95 154V155H97ZM103 153V154H104ZM139 153V152H138ZM142 153V152H141ZM179 153V152H178ZM185 153V152H184ZM256 153H257V151H256ZM260 153H262V152H260ZM75 155H76V152L74 153ZM77 154H78V152H77ZM101 154V153H100ZM109 154H111V153H109ZM108 154V155H109ZM167 154V153H166ZM169 154V153H168ZM170 154H173V153H170ZM194 154V153H193ZM250 154V153H249ZM255 154V153H254ZM12 155V154H11ZM44 155V154H43ZM51 155V154H50ZM71 155H72V153H71ZM78 155H80V154H78ZM90 155V154H89ZM92 155V154H91ZM94 155V154H93ZM94 155V156H95ZM135 155H138L137 153L135 154ZM261 155V154H260ZM259 155V156H260ZM77 156V155H76ZM81 156V162L82 161H84V160H89L88 159V157H87V153H86V155L85 154H82V155H80ZM99 156L100 155H98V156H95L96 158L98 157L99 158ZM102 156V155H101ZM107 156V155H106ZM105 156V157H106ZM111 156H113V154L111 155ZM170 156H172V155H170ZM180 156V155H179ZM191 156H193V155H191ZM29 157H30V155H29ZM28 157V158H29ZM42 157V156H41ZM48 157V156H47ZM46 157V155H44V159L46 158V159H48ZM70 157V156H69ZM73 157H75V156H73ZM72 157V158H73ZM90 157V156H89ZM114 157V156H113ZM168 157H169V155H168ZM174 157H176V154H175V156ZM177 157H178V154H177ZM194 157V156H193ZM240 157V156H239ZM260 157H262V158H264V156H263V154H262V156H260ZM71 158V157H70ZM78 158V157H77ZM93 158V157H92ZM96 158H94V159H96ZM96 159V160H99V159ZM134 158V157H133ZM139 158H140V156H139ZM219 158H220V156H219ZM255 158V157H254ZM30 159V158H29ZM43 159V162L45 163L46 162V164H44V165H41L42 167L44 166V168L46 167V166H52V164H50L49 165V163H51V162H48V164H47V161H46V159L44 160ZM90 159H91V157H90ZM105 160V158H104V156H102V160ZM106 159H108L107 157H106ZM135 159V158H134ZM140 159H142V158H140ZM169 159V158H168ZM170 159H173V157L171 158L170 157ZM176 159H178V158H176ZM176 159L174 158V161H176ZM207 159H210V158H207ZM215 159H218L217 157H215ZM239 159H241V158H239ZM9 160H10V158H9ZM96 160H93V161H96ZM108 160H110V159H108ZM107 160V161H108ZM130 160V159H129ZM139 160V159H138ZM189 160H190V158H189ZM212 160V159H211ZM219 160V159H218ZM242 160V159H241ZM11 161V160H10ZM52 161V160H51ZM78 161V160H77ZM92 161V160H91ZM100 161L101 160H99L98 162H99V164H100ZM106 161V162H107ZM134 161V160H133ZM219 161H221V160H219ZM218 161V162H219ZM237 160H235V162H236ZM244 161V160H243ZM14 162V161H13ZM80 162V161H79ZM90 162V161H89ZM105 162V161H104ZM105 162V163H106ZM132 162V161H131ZM135 162L137 163V161L135 160ZM135 162H133L135 165H136V163ZM139 162H142V160H140ZM191 162H192V160H191ZM196 162V161H195ZM194 162V163H195ZM202 162H203V160H202ZM201 162V163H202ZM208 162H210V160L208 161ZM239 162V161H238ZM245 163H246V161H244ZM244 162H242L243 164H244ZM255 162V161H254ZM261 162L263 163V165H264V162H263V160H261ZM9 163V162H8ZM70 163V162H69ZM78 163V162H77ZM96 163V162H95ZM129 163V162H128ZM197 163V162H196ZM221 163V162H220ZM253 163V162H252ZM256 163V162H255ZM262 163H258V166L260 165V164H262ZM35 164V163H34ZM39 164V163H38ZM73 164H75V163H73ZM80 163H78V165H79ZM90 164H91V162H90ZM98 164V165H99ZM108 164H110V162H108L107 163V165ZM141 163H139V165H140ZM175 164H177V162H175ZM175 164H174V166H175ZM200 164V163H199ZM247 164V163H246ZM13 165V164H12ZM77 165V164H76ZM76 165H74V166H76ZM81 165V164H80ZM84 165V164H83ZM94 165V164H93ZM98 165H96V166H98ZM105 165V164H104ZM113 164H111V166H112ZM139 165H137V166H139ZM196 165H198V164H196ZM237 165V164H236ZM240 164H238V166H239ZM242 165V164H241ZM248 165V164H247ZM249 165H250V163H249ZM256 165H257V163L255 164V167H256ZM263 165H261V167H263ZM14 166H15V164H14ZM74 166H72V167H74ZM87 166V165H86ZM91 166V165H90ZM95 166V167H96ZM100 166V165H99ZM101 166H103V165H101ZM100 166V167H101ZM109 166V165H108ZM142 164L138 167L139 169H142ZM177 166V165H176ZM200 166V165H199ZM253 166V165H252ZM7 167V166H6ZM47 167V168H48ZM77 167V166H76ZM93 167V166H92ZM92 167H91V170H92ZM94 167V168H95ZM145 167V166H144ZM198 167V166H197ZM242 167V166H241ZM247 167H249V166H247ZM247 167H245V168H247ZM32 168V167H31ZM41 168V167H40ZM49 168H52V167H49ZM81 168V167H80ZM102 168V167H101ZM195 168H196V166H195ZM243 168H244V166L242 167V168H240V169H242V171L241 172H243L244 170H243ZM244 168V169H245ZM251 169L253 168V167H250ZM258 168H260V167H258ZM7 169V168H6ZM9 169V168H8ZM54 169V168H53ZM74 169H76V168H74ZM97 170H99V171H101L100 169H98V168H96ZM104 169H105V167H104ZM110 169V168H109ZM136 169V168H135ZM176 169V168H175ZM236 169V167L233 169V170H235ZM249 169V168H248ZM254 169L255 170H260V169H256V168H253V171H254ZM33 170V169H32ZM40 170V169H39ZM43 170V169H42ZM55 170V169H54ZM76 170H79V169H76ZM76 170L74 171L75 173H76ZM236 170H239V169H236ZM262 170H263V172H264V168H262ZM262 170H261V174L263 173L262 172ZM6 171V170H5ZM44 171V170H43ZM95 171V170H94ZM177 171V170H176ZM175 171V173L172 175V176H174L176 173H179L178 171L176 172ZM30 172H31V170H30ZM29 172V173H30ZM32 172H34V171H32ZM39 172V171H38ZM108 172V171H107ZM113 172V171H112ZM200 172V171H199ZM244 172H246V171H244ZM250 172H251V170H250ZM255 172V171H254ZM256 172H258V171H256ZM256 172H255V175H257L256 174ZM36 173H37V171H36ZM35 173V174H36ZM47 173H48V171H47ZM55 173V172H54ZM53 173V174H54ZM70 173V172H69ZM81 174H82V172H80ZM84 173H85V171H84ZM83 173V174H84ZM87 173H89V172H87ZM105 173H106V170H105ZM104 173V174H105ZM184 173V172H183ZM182 173V174H183ZM247 173L248 172H246V173H244V174H246L247 175ZM259 173V174H260ZM2 174V173H1ZM6 174V173H5ZM34 174V175H35ZM50 174V173H49ZM93 174V173H92ZM94 174H96L95 172H94ZM93 174V175H94ZM97 174H99V172H97ZM107 174V173H106ZM108 174H110V173H108ZM243 174V173H242ZM252 174V173H251ZM250 174V175H251ZM257 175V177H259L260 175ZM51 175V174H50ZM70 175V174H69ZM80 175V174H79ZM112 175V174H111ZM177 176H179V177H172V178H174L175 179V181H178V180H180V179H182L181 178V174H176ZM181 175V176H180ZM201 175V174H200ZM5 176V175H4ZM3 176V177H4ZM11 176H13V175H11ZM37 176H39V175H37ZM47 176V175H46ZM53 176V175H52ZM64 176V175H63ZM62 176V177H63ZM102 176L103 175H101V178H102ZM109 177H110V175H108ZM108 176H106L105 175V178L106 177H108ZM184 176V175H183ZM245 176V175H244ZM6 177H8V176H6ZM10 177V176H9ZM45 177V176H44ZM44 177H42V178H44ZM57 177H59V176H57ZM92 177V176H91ZM118 177H120V175L118 176ZM203 177V176H202ZM256 177V176H255ZM261 177H263L264 178V176L263 175H261ZM39 178V177H38ZM37 178V179H38ZM52 178V177H51ZM60 178H61V174H60ZM88 178V182L90 181L89 180V177H87ZM100 178V177H99ZM104 178V177H103ZM115 178V177H114ZM113 178V179H114ZM171 178V177H170ZM178 178V179H177ZM185 178V177H184ZM262 178V179H263ZM9 179V178H8ZM46 179H47V177H46ZM50 179V178H49ZM48 179V180H49ZM56 179H58V178H56ZM55 179V180H56ZM82 179V178H81ZM109 179V178H108ZM122 179V178H121ZM174 179H172L173 181H174ZM204 179V178H203ZM237 179V178H236ZM246 179V178H245ZM258 180L260 179V178H257ZM260 180L261 182H263V180ZM15 180V179H14ZM17 180V179H16ZM40 180V179H39ZM60 180V179H59ZM61 180H63L62 178H61ZM65 180H66V177H65ZM95 180V179H94ZM100 180V179H99ZM98 180V181H99ZM106 180V179H105ZM111 180V179H110ZM123 181H124V179H122ZM171 179H169V181H170ZM4 181V180H3ZM44 181H45V179H44ZM102 181H104V180H102ZM101 181V182H102ZM107 181V180H106ZM117 182L116 183H118V181L119 180H116ZM184 181V180H183ZM198 181V180H197ZM245 181V180H244ZM2 182V181H1ZM17 183H18V181H16ZM16 182H14L15 184H16ZM35 182V181H34ZM33 182V183H34ZM37 182V181H36ZM39 183H41V181H38ZM37 182V183H38ZM91 182V181H90ZM89 182V183H90ZM100 182V181H99ZM105 182V181H104ZM109 182V181H108ZM121 182V181H120ZM125 182V181H124ZM124 182H122V183H124ZM160 182H163V181H160ZM159 182V183H160ZM181 182V181H180ZM185 182V181H184ZM203 182H204V180H203ZM233 182H235V181H233ZM7 183V182H6ZM38 183V184H39ZM44 183L45 182H43V186H44ZM88 183V184H89ZM92 183H94V182H91L90 184H92ZM111 183V182H110ZM115 183V182H114ZM113 183V181H112V185L114 184ZM140 183V182H139ZM178 183V182H177ZM200 183V182H199ZM236 183V182H235ZM89 184V185H90ZM103 184V183H102ZM106 184V183H105ZM104 184V185H105ZM120 184V183H119ZM171 184H173L172 182H171ZM180 184V183H179ZM238 184V183H237ZM237 184H235V186L237 187ZM264 184V183H263ZM263 184H260L261 186H262V190H263ZM21 185V184H20ZM36 185V184H35ZM83 185V184H82ZM87 185V184H86ZM108 185V184H107ZM111 185V186H112ZM137 186L139 185V184H136ZM181 185V184H180ZM180 185H176V187L177 186H179L180 187ZM183 185V184H182ZM181 185V186H182ZM186 185V184H185ZM184 185V186H185ZM232 185V184H231ZM233 185H234V183H233ZM4 186V185H3ZM13 186V185H12ZM22 186V185H21ZM47 186V185H46ZM50 187L52 186V185H49ZM57 186V185H56ZM85 186V185H84ZM88 186V185H87ZM97 187H98V185H96ZM117 186V185H116ZM115 185H113V187L115 188L116 187ZM122 186H125V183H124V185H122ZM136 186V187H137ZM172 186V185H171ZM59 187V186H58ZM79 187H80V185H79ZM92 187V186H91ZM95 187V186H94ZM230 187V186H229ZM0 188H2V187H0ZM23 188V187H22ZM43 188V187H42ZM93 188V187H92ZM134 188V185H133V187H132V189ZM138 188V187H137ZM235 188V187H234ZM259 188H261L260 186H259ZM44 189H46V187L44 188ZM88 189H90L91 190V188L89 187ZM95 189H97L96 187L95 188H93L92 190H95ZM98 189H99V187H98ZM113 189V188H112ZM116 189H118L117 187H116ZM129 189V188H128ZM127 189V190H128ZM135 189V190H134ZM133 190L134 191H139V189L138 190H136V188H134ZM175 189H177V188H175ZM202 189V188H201ZM206 189H208V188H205V190ZM239 189V188H238ZM34 190V189H33ZM39 190V189H38ZM48 190V189H47ZM52 190V189H51ZM90 190H88V191H90ZM110 190V189H109ZM114 190V189H113ZM131 190V189H130ZM132 190V191H133ZM242 190V189H241ZM41 192H42V190H40ZM97 191V190H96ZM107 191V190H106ZM106 191H105V193H106ZM118 191H119V189H118ZM122 191V190H121ZM120 191V193H122ZM130 192L131 193V195H130V197L132 196V194H137V195H139L140 196V194L139 193H134V192ZM229 191V190H228ZM228 191H226V192H228ZM231 192H232V190H230ZM39 192V191H38ZM40 192V193H41ZM45 192V191H44ZM112 192V191H111ZM114 192V191H113ZM126 192H128V191H126ZM199 192H200V189H199ZM202 192V191H201ZM243 192V191H242ZM116 193V192H115ZM115 193H112V194H115ZM118 194H119V192H117ZM124 193V192H123ZM214 193V192H213ZM213 193H211V194H213ZM236 193V192H235ZM239 193V192H238ZM101 194V193H100ZM107 194H109L108 196H110V193L109 192H107ZM209 194H210V192H209ZM230 194V193H229ZM102 195H103V193H102ZM106 195V194H105ZM120 195V194H119ZM135 195H133L134 197H135ZM137 195H136V197H137ZM198 195H203V194H198ZM218 195V197H219V199L222 201V200H224V197L221 195V196H219L220 194H217ZM225 195H228V194H225ZM224 195V196H225ZM231 195V194H230ZM233 195H235V194H233ZM239 196H240V194H238ZM114 196V195H113ZM116 196H118L117 194H116ZM125 196V195H124ZM123 196V197H124ZM126 196H129V195H126ZM178 196V195H177ZM204 196H205V194H204ZM207 196H209L208 195V193H207ZM215 196H216V194H215ZM229 196V195H228ZM228 196H226L227 198H228ZM120 197H122V196H120ZM135 197V198H136ZM143 197V195L141 196V198ZM185 197V196H184ZM203 197V196H202ZM217 196H216V198H218ZM222 197H223V199H222ZM230 197H232V195L230 196ZM233 197H235L238 201H239V203H237L238 201L236 200V202L234 201V199L232 200L233 202H235L234 204L233 203H231L232 205H233V207H234V209L232 208L231 210L232 211H230V208L227 210V208H226V210L224 209V211H226V212H224L223 213V216H225V217H227V214H225V213H231L232 214V216H231V218H233L234 217V215H233V212H234V210H236V208L239 206L238 204H240L241 203V201L239 200V198H237L236 196H233ZM232 197V198H233ZM111 198H112V196H111ZM114 198H116V197H114ZM118 198V197H117ZM128 198V197H127ZM131 198H133V197H131ZM130 198V199H131ZM138 198V197H137ZM199 198L201 199V196H199ZM199 198H197L198 200H199ZM204 198V197H203ZM215 198V199H216ZM227 198H225V200H229V198L227 199ZM241 198V197H240ZM184 199V198H183ZM185 199H186V197H185ZM185 199L183 200V201H185ZM196 199V198H195ZM210 200L212 199V198H209ZM208 199V200H209ZM215 199L214 200H209L210 202H215L214 204H216V201H215ZM219 199L217 200L218 202H219ZM133 200H135V199H133ZM132 200V201H133ZM190 200V199H189ZM207 200V201H208ZM122 201V200H121ZM186 201L187 202H189L188 201V199H186ZM192 201V200H191ZM193 201H195V200H193ZM197 201V200H196ZM201 201V200H200ZM200 201H198L199 203H200ZM127 202V201H126ZM210 202H208V204L210 203ZM213 202H212V204L209 206L208 204H207V206L206 207H208V208H210L212 205H213ZM222 202H224V201H222ZM227 202H229V201H227ZM186 203V202H185ZM191 203H193V204H195V205H197L196 203L197 202H189L188 204L190 205ZM225 203V202H224ZM224 203H222L223 205H224ZM260 202H253L252 204H251V206L253 207V209L255 210V208L254 207H256V206H258L259 207V205L261 204H259ZM193 204H191V206L193 205ZM201 205H202V203H200ZM203 204L204 205H206L204 202H203ZM221 204V203H220ZM220 204H218V205H220ZM231 204H229V206L231 205ZM257 204H259V205H257ZM188 205V206H189ZM195 205H193V206H195ZM200 205V206H201ZM225 205L227 206V204L225 203ZM231 205V206H232ZM192 206V207H193ZM198 206V205H197ZM197 206H195L194 208L195 209H198L197 208ZM203 206V205H202ZM216 207H217V204L215 205ZM215 206H213V207H215ZM221 206V205H220ZM225 206V207H226ZM242 206V203H241V205H240V207ZM184 207L186 208V206L184 205ZM192 207H190L191 209H193ZM199 207V206H198ZM240 207H238L237 209L238 210H236L237 212L238 211H240L239 210V208ZM244 207V206H243ZM257 207V208H258ZM145 208V207H144ZM189 207H188V210L190 209ZM212 208V207H211ZM248 208H250V207H248ZM256 208V209H257ZM141 209H143V207H141ZM191 209H190V211H191ZM241 209V208H240ZM243 209V208H242ZM241 209V210H242ZM253 209H249L248 211L250 212H252V210ZM146 210V209H145ZM143 211H144V209H143ZM222 211V210H221ZM220 211V212H221ZM244 211L246 212V207H245V209H244ZM247 211V212H248ZM192 212V211H191ZM144 213H145V211H144ZM141 214L142 215H144L143 214V212H141ZM147 215V213H145V215L144 216H146ZM223 216H222V218H223ZM244 216H246L245 214H244ZM221 217V216H220ZM241 217V216H240ZM144 218H147V220L149 219L148 218V216H146V217H144ZM194 219H196V218H194ZM193 219V220H194ZM146 219H145V221L147 222V223H149V222H151V221H149V220H151V219H149L148 221H147ZM154 220L157 222V220L154 218ZM153 221V220H152ZM190 222H191V220H190ZM237 222V221H236ZM155 223V222H154ZM154 223H151V224H154ZM193 223V221L191 222V224ZM230 223V222H229ZM238 223H240V221H238ZM236 224L235 226L232 224V226H234L235 228L237 227L238 229H240V224ZM231 224V223H230ZM235 224V223H234ZM167 225V224H166ZM226 225V224H225ZM237 225H239V226H237ZM149 226V225H148ZM160 226V225H159ZM158 226V227H159ZM227 227L229 226L230 227V225H226ZM231 226V228H233ZM0 227H2V226H0ZM91 226H90V224L88 223V228H90ZM147 227V226H146ZM156 227H157V224H156ZM157 227V228H158ZM217 227V226H216ZM228 227V229H230ZM157 228H155V229H157ZM222 229L223 228V226H219L217 229ZM235 228H233V229H231V230H233L234 231V229ZM236 228V230H238ZM0 229H2V231H4L3 229H4V226H3V228H0ZM5 229H6V227H5ZM91 229V228H90ZM90 229H88V231H90L89 233H92L91 231L92 230H90ZM154 229V231L156 232L157 230H159L158 232L160 233V232H163L162 230H164V229H162L161 231H160V229H161V226H160V229H157V230H155ZM216 229V228H215ZM228 229H226V227L224 228V232H226V236H225V234H224V237H223V234H220V235H222L221 237L223 238V243H218V246H217V248L218 247H220L219 249H217L216 251H215V254H216V252L217 251H221L223 248V252H224V254H226V253H228L229 254V251H230V255L228 256V254L224 257L223 256V253H221V256H222V258H223V260L225 261V262H227L228 260L227 259H229L230 257H232L231 256V250H229L228 248H233L232 246H234L235 244H233V243H235L238 239H236V238H238V237H234L235 238V241H234V238H232L231 237V235L233 234L232 233V231L230 230V233H229V231L227 232V230ZM226 230V231H225ZM9 231V230H8ZM153 231V232H154ZM217 231V230H216ZM0 232H1V230H0ZM158 232H156L155 233V235H159V237H160V235H162V236H165L164 234H159ZM165 232V231H164ZM168 232V231H167ZM166 232V233H167ZM172 232V231H171ZM171 232H168V233H171ZM234 232H236V231H234ZM4 233H6L5 231L3 232V235H4ZM8 233V232H7ZM158 233V234H157ZM174 232H172L171 234H173ZM218 233V232H217ZM256 234V230L255 231H253V230H248V232L246 233V234H248V236L246 237V236H243V234H240V236L242 235L243 237H246L247 239L248 238H250V236H252V235H255ZM2 233H0V236L2 237L3 235H1ZM175 234V233H174ZM173 234V235H174ZM219 234V233H218ZM246 234H244V235H246ZM7 235H9V234H7ZM6 235V237H9V236H7ZM92 235V234H91ZM90 235V236H91ZM153 235V234H152ZM169 235V234H168ZM168 235H166V237H162L161 236V238H163L162 240H164L165 238L166 239H168L169 238V236ZM227 235H228V237L230 236V238L231 239H229V238H227ZM250 235V236H249ZM256 235H258V234H256ZM264 235V234H263ZM263 235H261L262 237H263V239H264V236ZM36 236V235H35ZM167 236H168V238H167ZM198 236H199V238H198ZM197 236V238H196V236L195 237H191V240H187V242H185L186 241V238H182L183 240H181V239H177V241L179 240V243L177 242V243H175L176 244V246L178 247L180 244V246H186V248H184L183 250V252L185 253V251H187L186 252V254L188 253V251L190 252V253H192L193 254V252H196L198 255L200 254V256H198V262L199 263H201L204 259L206 260V259H208L209 258V255L205 258V257H203L204 259L201 261L200 259H199V257H201V254L203 255V253L201 252V249L200 250H198L199 249V247L201 248V246H202V242L203 243H205L206 241L207 242H210V241H212V239H214V242H215V239H216V241H220L221 240V237L218 235L217 236V234H215V232H213V233H210V235H208L206 238H210V241L209 240H206V241H201V240H203V239H205L204 237H203V235L200 237V235H198ZM236 236H237V234H236ZM239 236V235H238ZM239 236V237H240ZM259 236V235H258ZM5 236H3V238H5V239H7ZM23 237H25V236H23ZM22 237V244H24L25 243V238H23ZM203 237V238H202ZM214 237H216V238H214ZM242 237V238H243ZM253 237V236H252ZM251 237V238H252ZM10 238H11V235H10ZM9 238V239H10ZM155 238H156V236H155ZM172 238V237H171ZM212 238V239H211ZM219 238V240H217ZM241 238V237H240ZM239 238V239H240ZM241 238V239H242ZM4 239V240H5ZM23 239H25V240H23ZM145 239V238H144ZM159 239V238H158ZM185 239V240H184ZM228 239H229V243L230 244H226V243H228ZM244 239V238H243ZM2 241L3 243L4 242H7L8 241V239H7V241L5 240V241ZM12 240V239H11ZM30 240V239H29ZM146 240H147V238H146ZM142 241L141 243L143 244L144 242L145 243H147V241ZM150 240V239H149ZM153 240H155V239H153ZM152 236H151V246L154 244V243H152ZM169 240H170V238H169ZM172 240V239H171ZM181 240V241H180ZM0 241V242H1ZM12 241H14V240H12ZM19 241V240H18ZM160 241H161V239H160ZM167 241V240H166ZM183 241H184V243H188V242H190L189 244H190V247L192 248H194L195 247V249H196V251H194V250H192L190 247H188L189 245L188 244H183ZM200 241V242H199ZM231 241H234V242H232L231 243ZM0 243V244H3V243ZM8 242H10V241H8ZM19 242V243H20ZM24 242V243H23ZM27 242V241H26ZM29 242V241H28ZM27 242V243H28ZM33 242H34V240H33ZM32 242V243H33ZM162 242V241H161ZM160 242V243H161ZM175 242H176V240H175ZM181 242V243H180ZM222 242V241H221ZM13 244L15 243V241L14 242H12ZM18 243V244H19ZM24 244L23 245V247H25L24 249L26 250V248H27V245L28 244ZM145 243L143 244V245H145ZM163 243V242H162ZM168 243H169V241H168ZM168 243H166L165 242V244H167V245H165V246H167L166 248H167V250L169 251H167L166 249V252H168V253H166V255H167V259H169V257L171 256V258L173 257V255H175V252H176V255H177V253L180 255V253L179 252H177L178 251V249H177V247L175 246V244L173 245V243H174V240H173V242L171 241L170 242V244H168ZM172 243V244H171ZM201 244V246L199 245L198 246V244ZM251 243V242H250ZM250 243H248L249 245H246V246H249V248H251V246H252V243H251V245H250ZM5 244V243H4ZM12 244V245H13ZM16 244V243H15ZM18 244H16V245H18ZM226 244V245H225ZM233 244V245H232ZM7 245V244H6ZM6 245H3V246H6ZM20 245V244H19ZM18 245V246H19ZM31 245L32 246H35L34 244H30V247H31ZM150 245V244H149ZM155 245V244H154ZM164 245H162L161 247H159V248H164ZM176 248V250L174 249V247ZM196 245V246H195ZM220 245V246H219ZM227 247L228 245H229V247H227V248H225V246ZM2 246V245H1ZM0 246V248H2ZM10 246V245H9ZM156 246V245H155ZM171 246H172V248L174 249V254H173V252L171 251ZM13 247H14V245H13ZM29 247V248H30ZM215 247V246H214ZM240 247H243V246H240ZM5 248V247H4ZM6 248H9V247H6ZM5 248V250H7ZM28 248V249H29ZM34 248H36V246L34 247ZM159 248H156L157 250L159 249ZM169 248V249H168ZM179 249H181L182 250V248L181 247H178ZM188 248H190L193 252H191L190 250H188ZM10 249V248H9ZM12 249V248H11ZM13 249H15V248H13ZM18 249V248H17ZM19 249H21V248H19ZM24 249H21V251H25ZM156 249H153L155 252H156V254L158 253V254H163L164 252H165V250H162V251H164V252H160L159 250H158V252H157V250ZM228 249V250H227ZM30 250H32L31 252H33L34 251V249H32V247H31V249ZM91 250H92V248H91ZM161 250V249H160ZM199 252H198V251ZM90 251V250H89ZM94 251V249L92 250V252ZM96 251V250H95ZM154 251H152V253L154 252ZM226 251V252H225ZM247 251H249L250 252V250L248 249ZM25 252H27V251H25ZM25 252L22 254L23 256L25 255ZM30 252V251H29ZM30 252V253H31ZM35 252V251H34ZM154 252V253H155ZM182 252V253H183ZM201 252V253H200ZM249 252H247V254L249 253ZM89 253H91V251L89 252ZM94 254L96 253L97 254V252H93ZM151 253V252H150ZM151 253V254H152ZM184 253L182 254V255H184ZM251 253V252H250ZM28 254V253H27ZM92 254V253H91ZM94 254H92V255H94ZM95 254V255H96ZM171 254V255H170ZM173 254V255H172ZM197 254H195L194 253V255H197ZM219 254V253H218ZM218 254H216V257L217 256H220V255H218ZM30 255V254H29ZM28 255V256H29ZM32 255V254H31ZM34 255H35V253H34ZM92 255H91V258H93L94 260H96V256L94 255L93 257H92ZM26 257H27V255H25ZM24 256V257H25ZM35 256H37L38 257V254H36ZM164 256H165V254H164ZM220 256V257H221ZM229 257V258H226V257ZM25 257V258H26ZM36 257V258H37ZM42 257V256H41ZM175 257V256H174ZM219 257V259H222V258H220ZM239 256H237V258H238ZM240 257H243V256H240ZM240 257H239V260H236L237 258H234V260L235 261H233V258H230L229 259V261H228V264L229 263H231V261H233V262H236L235 264H241L244 260H246V258L248 257V256H245V258H244V260L242 259V262H239L240 261ZM250 257V256H249ZM249 257H248V259H249ZM31 258H32V256H31ZM35 258V257H34ZM35 258V259H36ZM165 258V257H164ZM165 258V259H166ZM225 258V259H224ZM27 259H28V257H27ZM27 259H25V261L27 260ZM39 259V258H38ZM38 259H36L35 260V264H38V263H36L37 261H39ZM45 259H46V257H45ZM98 259V258H97ZM29 260V259H28ZM41 260H42V258H41ZM40 260V261H41ZM200 260V261H199ZM30 261H32V259H30ZM30 261H27L28 262V264L30 263ZM34 261V260H33ZM44 261L45 260H43L42 262L44 263ZM48 260H46L45 262H47ZM239 263H238V262ZM96 262V261H95ZM219 262H221V260L219 261ZM223 262V261H222ZM232 262V263H233ZM245 262V261H244ZM31 263H33V262H31ZM33 263V264H34ZM52 264H53V262H51ZM203 263V262H202ZM212 263H214V262H212ZM40 264H41V262H40ZM45 264V263H44ZM207 264V263H206ZM222 264H224V262L222 263ZM225 264H227V263H225Z\"/></svg>",
  "mask_w": 264,
  "mask_h": 264
}]
</instances>
